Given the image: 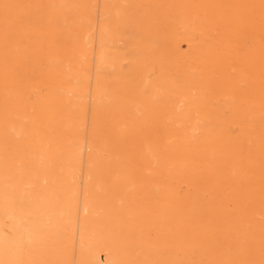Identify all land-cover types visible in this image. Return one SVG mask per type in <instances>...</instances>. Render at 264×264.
I'll return each instance as SVG.
<instances>
[{"label":"rangeland","instance_id":"rangeland-1","mask_svg":"<svg viewBox=\"0 0 264 264\" xmlns=\"http://www.w3.org/2000/svg\"><path fill=\"white\" fill-rule=\"evenodd\" d=\"M21 1V0H20ZM19 0H0V3H4L5 5H0V8H1V6H3V10H1L0 11V39H2L6 44H7V46H5L3 43V45L0 43V49H2V50H0V89H2L0 92H1V94L4 92V91H6V90H10V91H12V92H14V91H22V92H25V90L28 92V94H27V92H25L27 95H29L30 96V98L31 99H36L35 98V95L36 94H40V93H44L46 90H48L50 87H59V90H58V92L59 93H61L64 89H67V88H69V90L71 91V92H73V89L75 90V89H78V87H79V89L77 90V91H75V92H73V94L74 95H76L75 97H76V99L78 100V97H79V100L81 101V100H83L85 103H86V105H83V103H82V105H80V109H79V111L78 112H76V111H74V110H70V109H68L67 107H65L66 109L65 110H67V112H70V113H64L63 114V116L64 117H67V120H68V118L69 119H71L72 120V126L73 127H71L70 128V126H68L69 128H70V130L69 129H67V131H65L66 129H64V128H60L59 127V130H60V133H61V135H60V137L61 138H64L62 141L63 142H68V141H70V142H72L73 141V143H75L76 141V143H80L82 140H83V142H87V140H88V143H87V145H86V143H82L81 145L83 146L82 147V154H81V157H83V158H81V161H82V163L80 162V164L78 165V167L76 168V171H75V177L78 179V186H80V190L82 191L83 190V188H84V182H85V175H86V171H87V159L86 158H88V156H99V155H101V156H104L105 154L106 155H108L109 157V159H110V155H117L118 153H120L119 155H122V154H132L133 152H136V154H140V153H150L151 151H153L155 148V152L154 153H157V151L159 152L160 150L157 148V147H159V145H158V140H159V144H164V143H168V141H169V138H168V133H167V131L165 130V128L168 126V127H171V128H175L176 130H184L183 129V125H182V123H179V122H177V121H175V119H176V117L174 116V113H178L177 111H175L176 109V107L177 106H179V105H177L178 104V102L180 103V106H181V108H183V106L185 105V110H186V108L188 109V106L186 105L187 104V98H201V99H205V101L204 102H201V103H198V105H195V104H192V105H190L189 106V113L187 114V122L186 123H188L189 125H187V127L186 128H188V126L190 127V126H192L191 124H194V127L197 125L196 124V122H195V120H197V119H195V118H198V117H202V118H208L207 116H210L211 115V112H212V109L214 110L215 108V111L216 112H218L219 113V115H220V117H222L223 119H225L226 120V122L228 123L227 124V126H226V123H225V125L224 126H222V125H216V127H214L215 125H211L210 124V122L209 123H203V125H207V127L210 129H213V132H215V131H219L220 130V128H221V130H220V132L221 133H226V134H228L229 136H231V138L232 139H234V140H238V136H239V139L240 140H238V142H240V143H242L243 144V137H244V133H243V131H244V129H245V125H247V123L249 122H251L250 123V125H249V123H248V128H252V129H254V130H259V131H262V130H264V103L262 104L261 103V101H263L264 102V80H263V77H264V74L262 73V72H264L263 70H264V0H103V3H102V0H92V1H90V0H86V1H90V2H86L85 0H73V1H76V3L75 2H73L72 0H60V2H59V0H34V2H27V0L25 1V0H23V1H21L20 2ZM28 1H31V0H28ZM48 1H50V2H52V3H54V2H57V3H55L54 5H56V6H62L63 5V7H61V9H60V7H55L52 3V5H53V7H52V5L50 4V2H49V4H47L48 3ZM70 1H72V2H70ZM82 1V2H81ZM109 1H111V2H109ZM193 1H195V3L193 2ZM16 2L18 3V4H16ZM62 2V3H61ZM84 2V3H83ZM85 2H86V4L88 3V5H85ZM100 2V3H99ZM106 2H108V4H109V7H111L112 9H111V11H109L110 13H109V16H105V15H103V18H108L109 17V19H108V22H106L107 20L106 19H104L105 20V22H102L103 21V18H102V13L103 12H101L102 10H103V6L105 5V3ZM115 4V5H113V3ZM119 2V3H118ZM120 2H122V4L120 3ZM9 3H10V6H9ZM65 3H66V8L69 10H71L72 8H74L75 10H76V12L74 11V10H69L70 12L69 13H67L68 11L64 8V5H65ZM73 3H75V6H73L74 4ZM94 3V4H93ZM99 3V4H98ZM112 3V4H111ZM132 3V4H131ZM149 3V4H148ZM15 4H16V6H15ZM41 4V6L39 7V5ZM45 4V5H44ZM93 6H91V5ZM101 4V5H100ZM104 4V5H103ZM120 4V5H119ZM124 4V5H123ZM134 4V5H133ZM151 4H152V6H151ZM248 4V5H247ZM37 5H38V7H37ZM78 5H82V6H79V9H78ZM83 5L85 6V7H83ZM196 5V6H195ZM251 5V6H250ZM6 6V10L4 9V7ZM7 6H8V8H7ZM17 6H19V7H17ZM47 6H48V8H47ZM72 6V7H71ZM88 6V7H87ZM99 6V7H98ZM113 6V7H112ZM124 6H125V8H127V9H125L124 8ZM141 6H142V8H141ZM145 6V8H143ZM149 7V10L150 11H152L151 13H150V11L148 10V8L147 7ZM150 6L151 7H153V9L152 8H150ZM224 6V7H223ZM22 7V8H21ZM50 7H51V9H50ZM75 7H77V8H75ZM81 7H83L85 10H83V9H81ZM91 7H92V9H91ZM115 7V8H114ZM130 7V9L128 10V8ZM251 7H252V9H251ZM21 8V9H20ZM25 8L27 9V8H29L30 10H25ZM38 10H37V9ZM87 8H89V9H87ZM94 8V9H93ZM97 8H98V12H97ZM224 8V9H223ZM2 9V8H1ZM49 9L51 10V12L54 14V12L55 11H58V13L57 14H59V16H57V15H54V16H52L53 14L51 13V15H48V14H50V12H49ZM78 9V10H77ZM87 9V10H86ZM100 9H102L101 11H100ZM113 9H117L118 11L119 10H121L119 13H121L120 15H116V20L114 19L115 18V12L117 11V10H113ZM125 9V10H124ZM147 9V10H146ZM12 10H13V12H12ZM32 10V11H31ZM66 12H65V11ZM95 12V14L92 12ZM124 10V11H123ZM251 10V11H250ZM3 11L5 12V14L3 13ZM27 11V12H26ZM33 13H31V12ZM87 11H88V15H87ZM90 11V12H89ZM127 11V12H126ZM1 12L3 13V14H1ZM11 12V13H10ZM24 12V13H23ZM35 12V13H34ZM72 12V13H71ZM84 13L88 18H85V17H83V15L84 14H80V15H82V16H80V18L82 17V19H80V20H84V21H88V22H78L77 20H79L78 19V13ZM92 12V13H91ZM126 12V13H125ZM226 12V13H225ZM12 13H16L17 14V16L15 17V16H11V15H16V14H12ZM98 13V14H97ZM99 13H101L100 15H99ZM119 13H117V14H119ZM125 13V14H124ZM129 13H130V15H129ZM139 13V14H138ZM32 14V15H31ZM36 14V15H35ZM63 16H62V15ZM78 14V15H77ZM90 14L91 15H95V16H90ZM33 15H35V16H33ZM74 15V16H73ZM209 15H211V16H209ZM254 15V16H253ZM47 16V17H46ZM51 16V17H50ZM70 17V16H72V17H70V18H68V17ZM1 17H3V18H1ZM12 17H14V18H12ZM29 17H31V18H29ZM37 17H40V18H37ZM48 17H49V19H48ZM62 17V18H61ZM67 17V19H65ZM97 17H100V18H97ZM111 17V18H110ZM157 17H159V18H157ZM199 17V18H198ZM201 17V18H200ZM218 17V18H217ZM23 18V19H22ZM35 18H37V19H40V20H37V19H35ZM53 20L54 18L57 20V21H50L51 19ZM102 18V19H101ZM10 19V20H9ZM14 20V22H13V20ZM17 19V20H16ZM22 19V20H21ZM30 19H32V21H30ZM36 20L37 22H34V24H33V26L32 25H30L31 23L30 22H33V20ZM69 19H70V22H69V25L71 24V22H74L76 25H74V23L73 24H71V26H69V25H67L68 24V21H69ZM71 19H72V21H71ZM130 19V20H129ZM212 19V20H211ZM217 20V21H215V20ZM8 20H9V22H8ZM18 20H20L19 21V23H20V25H22V26H20L19 25V23L17 24V22H18ZM27 20H29V21H27ZM34 20V21H35ZM66 20V21H65ZM79 20V21H80ZM101 20V21H100ZM120 20H121V23H120ZM260 20V21H259ZM6 21V22H5ZM27 23H26V22ZM40 21V23H38ZM97 21V22H96ZM117 21V22H116ZM158 21V22H157ZM51 22H55V24L58 26H56L55 24H54V27H52L53 26V23H52V25L51 24H49V23H51ZM59 22V23H58ZM62 22H64V23H62ZM99 22V23H98ZM114 22H115V24H114ZM196 22V23H195ZM202 22V23H201ZM16 25H18V26H16ZM30 23V24H29ZM77 23H81V24H84L85 25V28H84V26L83 25H81V27H80V24H79V26H78V24ZM104 23H105V25H104ZM107 23H108V25H107ZM140 23V24H139ZM217 23H221V24H217ZM28 24H29V26H31V27H29L28 26ZM39 24V25H38ZM46 24V25H45ZM89 24H92V25H89ZM112 24V25H111ZM117 24V26H119L120 27V29H121V31H120V29H117V28H119V27H117V26H115ZM139 24V25H138ZM181 24H184V26H182ZM193 24V25H192ZM199 24H201V25H199ZM38 25V26H37ZM50 25V26H49ZM62 25V26H61ZM102 25L105 27V29H106V36H108L107 38L108 39H105V36L104 35H102L101 34V36L102 37H104V38H102V41H101V43L103 42L104 43V46H103V43H102V46L104 47V48H107V46H108V48L107 49H105L104 51L106 52V51H110V48H111V51L108 53V52H106V55H107V59L109 58V61L110 62H112L111 60H113V62H117V61H119V62H117V64L115 63V65H116V68H115V65H109V66H114V67H112L111 69L109 68V66L107 67V66H105V67H107L106 69H104V68H102V70H98L97 69V63H96V61H95V56L97 55V52H98V48L97 47H99V46H97L96 45V43H97V41H95V40H97L96 38H97V35H96V38L95 37H93L92 38V40L90 41L91 43H92V45H91V43H90V46L91 47H84V45L83 44H81V42L79 43L78 41H80V39L79 38H81L82 37V34L84 35L86 32H90V30L88 29L87 31H86V29L87 28H89V27H93L94 28V30H95V32H98L101 28H103L102 27ZM107 25V26H106ZM110 25V26H109ZM115 27H114V26ZM124 25V26H123ZM162 25V26H161ZM207 25H208V27H207ZM216 25V26H215ZM35 26H37V27H35ZM46 26H48V28L46 27ZM65 26V27H64ZM98 26V27H97ZM100 26V27H99ZM185 26L187 27V28H185ZM220 26H222V27H220ZM12 27V28H11ZM21 27H23L22 28V31H21ZM40 27H41V30H40ZM47 29H49V30H47ZM52 27V28H51ZM61 28V29H58L57 30V28ZM69 27H71V28H69ZM78 27L79 29L81 28V30L79 31L78 30V28H77V30H78V32H80V34L78 33V32H76L77 30H76V28ZM87 27V28H86ZM117 27V28H116ZM225 27V28H224ZM38 28V30H39V32L36 30ZM46 29V32L47 33H45L44 34V32H45V29ZM84 28V29H83ZM100 28V29H99ZM109 28V29H108ZM188 28H192V29H188ZM221 30H220V29ZM223 28V29H222ZM249 28V29H248ZM2 29V30H1ZM6 29V30H5ZM10 29V30H9ZM34 29V30H33ZM70 29V30H69ZM71 29H75V30H71ZM83 29V30H82ZM104 29V28H103ZM104 29V30H105ZM111 29V30H110ZM224 29H226V31H224ZM3 30H5V31H3ZM69 30V31H68ZM119 31V32H117V31ZM161 30H163V31H161ZM178 30V31H177ZM207 30V31H206ZM7 31V32H6ZM16 31H18V33L19 34H16V35H14V32H16ZM33 31V32H32ZM75 31V32H74ZM82 31V32H81ZM214 32V34L212 33V32ZM219 31H220V33H219ZM236 31V32H235ZM1 32H4V33H1ZM38 32V33H37ZM41 32H42V34H41ZM65 32V33H64ZM114 34H113V33ZM117 32V33H116ZM139 32V33H138ZM179 32V33H178ZM181 32V33H180ZM196 32V33H195ZM198 32H200V34H201V41L200 42H202V41H204V43H202V46L204 45V46H208L210 43H213V42H215V43H217L218 45L217 46H215V48L213 47V49L211 50V51H209L208 53H205L204 54V49L205 48H203V49H200V48H198V46H196L197 44H198V41L196 40L197 39V33ZM209 33V34H211L210 36H209V34H206V33ZM225 32V33H224ZM239 32V33H238ZM248 32H251V33H248ZM254 32V33H253ZM262 32V33H261ZM9 35H8V34ZM34 33V34H33ZM62 33H64V34H62ZM121 33L122 34H125L124 36V40L122 39L123 37H121V36H123V35H121ZM159 33V34H158ZM176 33H177V35H176ZM186 33V34H185ZM217 33V34H216ZM219 33V34H218ZM224 33V34H223ZM253 33V34H252ZM260 33L262 34V35H260ZM4 34V35H3ZM28 34H32V35H27ZM35 34H37V35H35ZM68 34H70V35H68ZM113 34V35H112ZM117 34H120V35H117ZM162 34H165V35H162ZM243 34V35H242ZM255 34V35H254ZM5 35H6V38H4L5 37ZM42 35H43V37H44V35H45V38H43L42 37ZM47 35H48V37H47ZM61 35H62V37H61ZM72 35V36H71ZM153 35H154V37H153ZM165 36V38L163 39L162 38V36ZM175 35L177 36V38L175 37ZM195 35V36H194ZM213 35H214V37H213ZM222 35V36H221ZM227 35V36H226ZM252 35H254V36H252ZM2 36H3V38H2ZM20 36V37H19ZM23 38H22V37ZM65 36L66 37H68V38H66L68 41H73V39H74V41L75 42H78V43H76L75 44V42L73 41V43L71 44V43H68V42H65L66 41V39H65ZM78 36V37H77ZM101 36H99V39H101ZM116 36V37H115ZM117 36H119V37H117ZM127 36V37H126ZM129 36H131V37H129ZM136 36V37H135ZM155 36H156V38H155ZM159 36V37H158ZM182 36H184L185 38V40L183 39V40H181L180 39V37H182ZM210 38H209V37ZM259 36H260V38H262V39H260L259 38ZM18 37H19V39H18ZM111 39H110V38ZM134 37V38H133ZM161 37V38H160ZM168 37V38H167ZM176 39H175V38ZM207 37V38H206ZM229 37V38H228ZM57 38H59L58 40H56ZM71 38H73V39H71ZM77 38V41L75 40ZM127 38H128V41H127ZM129 38H132V39H134L135 40V43H134V40H132V39H129ZM152 38V39H151ZM171 38V39H170ZM207 40H206V39ZM214 38V39H213ZM218 38V39H217ZM219 38H222L221 40H222V42H221V40L220 41H218L219 40ZM224 38H225V40H229V41H231V42H229L228 41V43L227 42H224L225 40H224ZM227 38V39H226ZM253 38V39H252ZM21 39V40H20ZM23 39V40H22ZM43 41H42V40ZM79 39V40H78ZM110 39V40H109ZM122 39V40H121ZM138 39V40H137ZM141 39V40H140ZM159 39H162V40H159ZM167 39H170V40H168L167 41ZM230 39H232V40H230ZM17 40H19V41H17ZM31 41L30 43H29V41ZM46 40H49V41H46ZM56 40V41H55ZM65 40V41H64ZM121 40V41H120ZM141 41V43H140V41ZM151 40H153L152 42H151ZM166 40V41H165ZM175 40V41H174ZM177 40V41H176ZM205 40L208 42H205ZM261 40V41H260ZM17 41V42H16ZM26 43H25V42ZM62 41H64V42H62ZM106 41V42H105ZM114 41V42H113ZM137 41V42H136ZM178 41H180V43L178 42ZM211 41V42H210ZM213 41V42H212ZM216 41H218V42H216ZM248 41V42H247ZM16 42V43H15ZM42 42H45L44 44L42 43ZM51 42V43H50ZM62 42V43H61ZM118 42V43H117ZM145 42H146V45H145ZM151 42V44H152V47H151V44H149ZM165 42H167V43H165ZM188 42V43H187ZM55 43V45H57L58 44V46L59 45H62L61 47L59 46H55V45H53ZM93 43H95V46H94V44ZM120 43V44H119ZM153 43H154V45L155 46H153ZM169 43V45L171 46V48H170V46L169 45H166V44H168ZM179 43V44H178ZM186 43V44H185ZM189 43H190V45H189ZM196 43V45H194ZM221 43V45H222V43L224 44V45H219ZM233 43H236V45L238 44L239 46H236V45H231V44H233ZM251 43V44H250ZM15 44H16V46H15ZM18 44V45H17ZM21 46H20V45ZM26 44H28L29 46H32V47H30L29 48V46L28 45H26ZM48 44L50 45V47L48 46ZM78 44V45H77ZM134 44V45H133ZM149 44V45H148ZM188 44V45H187ZM225 44H228V45H225ZM76 45V46H75ZM101 45V44H100ZM106 45V46H105ZM111 45V46H110ZM130 45V46H129ZM133 45V46H132ZM140 45L142 46V45H144V46H142V47H140ZM229 45L231 46V47H229ZM13 46H15V48H16V51H14V48H13ZM26 46V47H25ZM42 46H43V48H42ZM94 46V47H93ZM132 46V47H131ZM147 46V47H146ZM167 46V47H166ZM177 46V47H176ZM5 47V48H4ZM22 47H25V50L22 48ZM28 47V48H27ZM58 47V48H57ZM115 47V48H114ZM120 47V48H119ZM128 48V50H127V48ZM138 49H136V48ZM146 47V49H144ZM157 49H156V48ZM162 47V48H161ZM164 47H166L165 48V52L163 51L162 52V50H163V48ZM232 47H233V49H232ZM45 48V49H44ZM48 48V49H47ZM57 48V49H56ZM61 48V50H58V49H60ZM73 48V49H72ZM75 48V49H74ZM86 48V49H85ZM89 48H91V49H89ZM94 50H93V49ZM95 48H96V50H95ZM134 48H135V50H134ZM148 48H150V49H148ZM154 50H152V49ZM176 48H178V50L176 51L175 49ZM182 48V49H181ZM227 48V49H226ZM12 50V51H10V50ZM28 49H30V50H28ZM63 49V50H62ZM77 49H80L81 50V52L84 54H88L89 55V53L91 54V55H89V56H91V57H89L88 59H89V61H87V60H84V63H83V61H82V59H80L79 57H78V55L77 56H75V51L77 50ZM87 49H89V51H87ZM116 49V50H115ZM148 49V50H147ZM162 49V50H161ZM167 49V50H166ZM186 49V50H185ZM217 51H216V50ZM219 49V50H218ZM223 49V50H222ZM236 49H238V50H236ZM43 50V51H42ZM45 50H47V52L45 51ZM49 50V51H48ZM60 51V55L59 56H57L56 54H59V52H56V51ZM75 50V51H74ZM86 50V51H85ZM93 50V51H92ZM117 50H119L118 51V54H117ZM131 50V51H130ZM143 50H144V52H143ZM169 50H170V52H169ZM171 50H173L172 52H171ZM175 50V51H174ZM183 50H185L186 52H184L185 54H182L183 52ZM214 50V52H212ZM226 51V52H223V51ZM236 50V51H235ZM10 51V52H9ZM19 51V52H18ZM24 51V52H23ZM121 51H123V52H121ZM128 51V52H127ZM161 51V52H160ZM220 51V52H219ZM222 51V52H221ZM232 53H231V52ZM234 51V52H233ZM26 52V53H25ZM46 52V53H45ZM66 52V53H65ZM71 52L73 53V54H71ZM166 52H167V54H166ZM182 52V53H181ZM198 52L200 53V54H198ZM215 52H217V54L215 53ZM173 53H175V55L173 54ZM28 55V56H26V55ZM43 54H44V57H42L43 56ZM61 54H63V55H61ZM96 54V55H95ZM158 54V55H157ZM166 54V55H165ZM169 54L172 56L171 58H170V56H169ZM186 54L187 55H189V57L190 56H193L194 58L192 59V58H187V56H186ZM52 55H53V57H52ZM54 55H56V56H54ZM65 55H68L67 57H65ZM73 55V56H72ZM87 55V56H88ZM118 55V57H116ZM149 55V56H148ZM155 55V56H154ZM164 55V56H163ZM11 56V57H10ZM71 56H72V58H71ZM143 56H145V57H143ZM153 56H154V58H153ZM158 56H160L161 57V59H160V57H158ZM26 57V58H25ZM56 57H58V59H55ZM135 57H136V59H135ZM138 57H143L142 59L141 58H139L138 59ZM149 57V58H148ZM152 57V58H151ZM163 57V58H162ZM174 57V58H173ZM196 57V58H195ZM232 57V58H231ZM238 57V58H237ZM32 58V59H31ZM44 58V59H43ZM49 58H53V59H50L49 60ZM60 58H61V63H60ZM66 58V60H64ZM79 60H78V59ZM93 58V59H92ZM134 58V59H133ZM147 58V59H146ZM175 58H176V60H175ZM237 60H236V59ZM250 58H251V61H250ZM120 59V60H119ZM130 59H131V61H130ZM140 59H141V61H143L144 62V60L146 59V61L144 62V64H143V62H140ZM150 59H152V60H150ZM163 59V60H162ZM172 59H174V60H172ZM186 59L188 60V61H186ZM190 59H192V60H190ZM196 59V60H195ZM198 59V60H197ZM6 62H8V63H10V64H8V63H6L7 64V66H6V64H5V61ZM82 61V63H81V61ZM91 60L94 62V64H93V62H91ZM138 60V61H137ZM206 60H208V61H206ZM42 61H44V62H42ZM49 61H51V62H49ZM57 61V62H56ZM174 63H173V62ZM194 61V62H193ZM198 61V62H197ZM204 61H205V63H204ZM225 61V62H224ZM231 63H230V62ZM236 61V62H235ZM31 62V63H30ZM131 62V63H130ZM139 62V64H137ZM171 62V63H170ZM189 62H192V63H189ZM37 63H38V65H37ZM45 63V64H44ZM51 63H53V64H51ZM127 63V64H126ZM143 65H142V64ZM225 63H229L230 65H226ZM240 63H242L241 65H240ZM42 64V65H41ZM93 64V65H92ZM141 64V65H140ZM146 64V65H145ZM174 64V65H173ZM187 64V65H186ZM202 64V65H201ZM204 64V65H203ZM208 64V65H207ZM239 65V67H238V65ZM34 65V66H33ZM39 65H41V66H39ZM66 65H68V67H66ZM86 65H89V67H87ZM135 65V66H134ZM138 67H137V66ZM161 65H162V67H161ZM172 65V66H171ZM188 65H189V67H188ZM226 65V66H225ZM50 66V68H48ZM72 67V69H71V67ZM132 66V67H131ZM134 66V67H133ZM146 66V67H145ZM160 66V67H159ZM173 66L175 67V68H173ZM185 66V67H184ZM190 66H192L191 68H190ZM196 66H198V67H196ZM208 66H210V70H209V67ZM251 68H250V67ZM257 66V68H254V67H256ZM57 67V68H56ZM60 67V69H59V72H62V73H58V77L57 78H54L53 76H51L52 75V72L54 71V72H56V70H58V68ZM61 67H63V68H61ZM74 67V68H73ZM93 67V68H92ZM131 69H130V68ZM143 67H145V68H143ZM152 67H154V69L152 68ZM158 67V68H157ZM200 67V68H199ZM204 67V68H203ZM228 68V70H226L227 68ZM242 67V68H241ZM43 68V69H42ZM70 68V69H69ZM77 68V69H76ZM87 68V69H86ZM89 68V69H88ZM114 68V69H113ZM119 68H121V70L119 69ZM137 69L136 71L137 72H133V70L132 69ZM149 68H151V69H149ZM155 68H156V70H155ZM162 70V71H159L160 69ZM164 68H165V70H164ZM168 68H170V69H168ZM176 68H177V70H176ZM67 69L69 70L68 72L70 73L71 72V74H69V73H67ZM83 69H86L85 70V73H84V70ZM92 70V71H88V70ZM119 69V70H118ZM126 69H127V71H126ZM134 69V70H135ZM145 69V70H144ZM149 69V70H148ZM173 69H174V71H175V73H174V71H173ZM187 69H190V71L189 70H187ZM222 69H224L225 70V72L222 70ZM232 71V74L230 75H228V73H229V71L230 70ZM234 69V70H233ZM39 70V72L38 73H36L37 71ZM43 72H42V71ZM53 70V71H52ZM63 70V71H62ZM71 70V71H70ZM107 70L109 71V70H112V72L110 71L109 73L107 72ZM113 70H114V72H113ZM124 72H123V71ZM141 70V71H140ZM149 71V72H146V71ZM168 70H170V71H168ZM260 70H262V72L260 71ZM98 71H100L99 73L102 75V77H103V79L102 78H100L101 77V75L99 76L98 75V72L96 73V72ZM122 71V72H121ZM129 71V72H128ZM152 71V72H151ZM168 71V72H167ZM222 71V72H221ZM245 71H249L248 73L247 72H245ZM33 72H34V74H33ZM46 72V73H45ZM49 74H48V73ZM83 72V74L81 75V73ZM91 72V73H90ZM170 72H172V73H170ZM189 72V73H188ZM191 72H193V73H191ZM209 72V73H208ZM66 73V74H65ZM96 73V74H95ZM105 73V74H104ZM145 73V74H144ZM167 73V74H166ZM184 73V74H183ZM210 73H212V75H210ZM217 73V74H216ZM218 73H222V74H218ZM242 75H241V74ZM252 73V74H251ZM259 73H261V74H259ZM37 74V75H36ZM68 74V75H67ZM75 74H80L82 77H80V75L78 76L79 77V79H77L78 77H77V75H76V77L75 76H73V75H75ZM95 74V75H94ZM108 75V77H107V75ZM156 74H159V75H156ZM168 74H170V75H168ZM198 74V75H197ZM228 76H227V75ZM71 75H72V77H71ZM83 75H84V77H83ZM85 75H86V78H85ZM106 75V76H105ZM146 75H148V76H146ZM180 75V76H179ZM215 75V76H214ZM225 75L227 76V77H225ZM235 75H236V77H237V75H238V77L240 78V79H242L240 82H238L237 80H238V77L236 78L235 77ZM35 76V77H34ZM42 76V77H41ZM93 76V77H92ZM95 76V77H94ZM116 76H117V78H116ZM121 76V77H120ZM122 76H123V78H122ZM146 76V78H143V77H145ZM169 76H171V77H169ZM185 76V77H184ZM213 76V77H212ZM242 76H244V77H242ZM251 76H252V78H251ZM33 77V78H32ZM37 77V78H36ZM41 77V78H40ZM67 77L69 78V79H67ZM92 77V78H91ZM96 77L97 78H99V81L98 82H101L100 84L99 83H95L96 82V80H93V79H96ZM112 77V78H111ZM125 77V78H124ZM133 77H135V78H133ZM168 77V78H167ZM200 77V78H199ZM205 79H204V78ZM217 77V78H216ZM245 77H246V79H245ZM260 77V78H259ZM2 78V79H1ZM4 78V79H3ZM19 78H21V79H19ZM59 78V79H58ZM82 78V79H81ZM84 78H85V80H89L87 83H86V81H84ZM139 78H140V80H139ZM163 78H165V79H163ZM171 78V79H170ZM196 78H198V80L196 79ZM203 78V80H201ZM209 78H211L213 81L215 80V83H213L211 80H209ZM42 79V80H41ZM75 79V80H74ZM94 81L93 83L91 82L92 80ZM105 79V80H104ZM143 79H146V81L145 80H143ZM167 79V80H166ZM218 81H217V80ZM260 79H262L261 81H260ZM20 80H24L23 82L21 81V83H19L20 82ZM41 80V81H40ZM47 80H49L50 82H48ZM59 80H61V81H59ZM68 80H72V81H68ZM107 80V81H106ZM119 82V86H117V81ZM128 80V81H127ZM138 81L137 83L135 82V81ZM176 80H177V83H180V84H175L176 83ZM188 80V81H187ZM207 80V81H206ZM211 81L213 84H211V82L210 83H208L209 81ZM251 80V81H250ZM2 81V82H1ZM6 81V82H5ZM29 81V82H28ZM56 81H58V82H56ZM67 81L69 82V84L67 83ZM109 81V84L107 83ZM120 81H122V84L120 83ZM125 81V82H124ZM139 81H144V83L143 82H139ZM172 81H173V83H172ZM181 81V82H180ZM198 81H200V82H198ZM202 81L204 82V84H202ZM9 82H13L12 84L11 83H9ZM17 82H18V84H17ZM39 82V83H38ZM48 82V83H47ZM67 83V85L66 84H64V83ZM113 82V83H112ZM117 82V83H116ZM130 82V83H129ZM145 82H146V84H145ZM206 82V83H205ZM219 82H221L223 85H222V88H221V85L220 86H218V84H219ZM230 82V83H229ZM234 82H236V84L238 85V83H241V85L242 84H245V85H243V86H241V85H238L239 87H236L237 85L234 83ZM258 84V85H256V83ZM28 85H27V84ZM79 83V84H78ZM85 86V87H82L83 85ZM89 83H91V85L89 84ZM96 84L97 85V87H90V86H93V84ZM152 83H153V85H152ZM208 83V84H207ZM249 83H251V84H249ZM17 84V85H16ZM19 84H20V86H19ZM61 84V85H60ZM74 84V85H73ZM81 84V85H80ZM86 84V85H85ZM114 84V85H113ZM144 84V86H142ZM175 84V85H174ZM199 84V85H198ZM225 84H227V85H225ZM247 84V85H246ZM4 85V86H3ZM8 85V86H7ZM35 85H36V87H35ZM39 85L41 86V87H39ZM50 87H49V86ZM80 85V86H79ZM87 85H88V87H87ZM90 85V86H89ZM105 85H106V87L107 88H104V89H106V90H108V91H114L115 90V92L117 93V94H119L120 93V88H125V90L127 91V93H128V96H130L131 97V95L132 96H137L138 94H140V95H142V97L144 98V101L146 102V104H145V106H144V109H146V112L145 113H143V111L141 110V109H139L140 111H142L141 112V114H142V116L141 117H139L137 120H138V122H140V126L141 127H136V130H137V132H136V130H135V127L131 130L132 132H130V131H128V132H126V134L124 133V137H123V135L119 138H117L120 142H118L117 143V139H116V135H115V133H111V131H109L110 129H111V126L114 124V122H113V120L112 119H109V116H112V114H110V113H106L104 110L102 111L100 108H97L96 109V106L99 104L98 103V101H96L97 100V98H96V96H94L95 95V93H96V90H95V88L97 89V90H100V91H102V89H100V88H103V87H105ZM108 85V86H107ZM110 85V86H109ZM125 85H127V86H125ZM152 85V86H151ZM200 85H201V87H202V89H200L201 87H200ZM216 85V86H215ZM229 85V86H228ZM233 85V88H231V89H229L231 86ZM9 86H11V88H9ZM13 86V87H12ZM46 88H44V87ZM62 86H64L65 88L62 90ZM209 86V87H208ZM234 86L236 87L235 89H234ZM241 86V87H240ZM2 87V88H1ZM4 87V88H3ZM6 87V88H5ZM25 87H28V88H25ZM37 88L38 89V91H35V90H37V89H33V88ZM72 87V88H71ZM74 87V88H73ZM109 87V88H108ZM116 87L117 88H119V89H116ZM127 87H129L130 88V92H128L129 91V89L127 88ZM214 87H217L216 89H213ZM245 87V88H244ZM249 87V88H248ZM39 88H40V90H39ZM48 88V89H47ZM83 88V89H82ZM84 88H86V89H84ZM194 90H193V89ZM218 88H220V89H218ZM238 88V89H237ZM248 88V89H247ZM14 89V90H13ZM20 89H22V90H20ZM90 89V90H89ZM92 89H93V95H92ZM192 89V90H191ZM196 89H199V90H196ZM227 89H228V91H227ZM232 89H233V91L235 92V94L236 93H238V95L236 94L231 100L232 101H230V100H228L229 98H227V96L228 95H230L229 93H230V90L232 91ZM32 90V91H31ZM60 90H61V92H60ZM95 90V91H94ZM221 90V92L219 93H217V92H215V91H220ZM224 90V92H223V94H222V91ZM238 90V91H237ZM247 90V91H246ZM34 91V92H33ZM91 91V92H90ZM193 91V92H192ZM228 93V95H224V93L225 94H227L226 92ZM231 92V93H234V92ZM36 92V93H35ZM114 92V93H115ZM190 92H192V93H190ZM203 92V93H202ZM210 92V93H209ZM212 92V93H211ZM246 92H249V93H246ZM19 93V92H18ZM76 93V94H75ZM131 93V94H130ZM161 93V94H160ZM202 93V94H201ZM205 93V94H204ZM217 93V94H216ZM245 93H246V95H245ZM258 93V94H257ZM205 95V98H204V95ZM221 94V95H220ZM241 94H244V95H241ZM248 94H249V96H248ZM84 95V96H83ZM152 95L154 96V98L152 97ZM198 95H200V96H198ZM208 95V96H207ZM219 95V96H218ZM255 95H257V96H255ZM1 96V95H0ZM149 96V97H148ZM214 96V97H213ZM222 96V97H221ZM226 96V97H225ZM245 96V97H244ZM81 97V98H80ZM84 97V98H83ZM89 97V98H88ZM152 97V99H150ZM172 97V98H171ZM174 97H175V99H174ZM182 97V98H181ZM253 98L252 100H250V98ZM255 97V98H254ZM148 98V99H147ZM180 98L181 99H183V100H180ZM210 98H212V99H210ZM213 98H215V99H213ZM226 98V99H225ZM86 99V100H85ZM89 99H90V101L91 100H93V101H89ZM131 99H132V97H131ZM209 99L211 100V101H209ZM224 99V100H223ZM186 100V101H185ZM202 100V101H203ZM213 100H215L216 102L214 103L213 102ZM227 100V101H226ZM256 100V104L254 103V101ZM33 101H36V100H33ZM87 101H89V102H87ZM223 101H224V103H223ZM236 101V102H235ZM258 101H260V102H258ZM4 103V99H1L0 98V108L2 109L5 105H1V104H3ZM212 102H213V104H212ZM79 103V102H78ZM88 103H89V105L90 106H88ZM241 103H243L242 105H240ZM5 104V103H4ZM96 106H95V105ZM149 104V105H148ZM212 104V105H211ZM246 104V107L244 106ZM94 105V106H93ZM169 105L172 107V108H174V109H172L171 107H169ZM177 105V106H176ZM207 105H209V107L207 106ZM237 106V105H240L241 107H239V106H237V107H234V106ZM83 106H85L83 109H85V110H82V111H80L81 110V108L83 107ZM92 106L95 108V111H94V108H92ZM99 106V105H98ZM187 106V107H186ZM204 106V107H203ZM207 106V108H208V110H207V108H205ZM220 106H222V107H220ZM229 106V107H228ZM249 106H251V107H249ZM259 106V107H258ZM260 106H262V107H260ZM91 109H90V108ZM153 107H155V108H153ZM169 107V108H168ZM231 107H234V108H231ZM150 108V109H149ZM211 108V109H210ZM228 108L230 109V110H228ZM249 108V109H248ZM254 108V109H253ZM127 109L128 110H126L125 108L124 109H122V110H124V111H129V113L131 112L130 111V108L129 107H127ZM151 109H155V110H151ZM172 109V110H171ZM204 109H205V111H204ZM221 109V110H220ZM226 109L229 111V112H227L226 111ZM164 111V113L162 112V111ZM191 110V111H190ZM207 114L206 116H205V114H202V112L203 111ZM251 110V111H250ZM71 111H72V113H71ZM85 111H86V113H85ZM99 113H98V112ZM132 111H134L133 109H132ZM155 113H154V112ZM160 111V112H159ZM243 111V112H242ZM249 111V112H248ZM66 112V111H65ZM75 112V113H74ZM90 112H92V114L93 115H90L91 113ZM168 112H170V113H168ZM203 112V113H204ZM224 112V113H223ZM83 113H85L84 115H86V116H82V114ZM88 113V114H87ZM101 113V114H100ZM103 113H105L104 115H103V117H101L100 118V115H102ZM125 113V115H127L128 114V112H124ZM127 113V114H126ZM162 113V114H161ZM171 113H173V114H171ZM222 113H223V115H222ZM245 113H246V115H245ZM249 113V114H248ZM78 114H80L81 116H80V118L82 119V120H80L79 121V119L77 118L76 119V117H79V115ZM98 114H99V116H98ZM107 114V115H106ZM169 114H171V115H169ZM179 114V113H178ZM182 114V113H181ZM180 114V115H181ZM233 114V115H232ZM248 114V115H247ZM258 114V115H257ZM66 115V116H65ZM69 115V116H68ZM71 115H73L74 117H75V115H76V117L74 118V117H72ZM109 115V116H108ZM163 115V116H162ZM229 115V116H228ZM244 115V116H243ZM249 115H251V116H249ZM262 115V117H260V116ZM98 116V117H97ZM107 116H108V118H107ZM167 116H169L168 118H167ZM172 116H174V117H172ZM204 116V117H203ZM226 116V117H225ZM228 116V117H227ZM239 116H241V117H239ZM87 117V118H86ZM93 117V118H92ZM129 117V116H128ZM148 117H151V119H153V120H151V119H148V121L150 120V121H152V124H155V123H159V126H160V128L159 127H157L156 125L157 124H155V125H152V124H150L148 121H146V123L143 121V118L144 119H146V118H148ZM230 117V118H229ZM238 117V118H237ZM106 118V121L104 120ZM126 118V122H129V123H126L125 121V124L126 125H130L131 124V121H132V119L130 120V117L129 118H127V117H125ZM74 119V120H73ZM83 119H84V121H83ZM93 119H94V121L96 120V122L98 121H100L101 123L103 122V121H105V123H102L101 125H103L104 124V127L106 126H109V128H107L106 129V127L105 128H103V126H101L100 125V123L98 124V125H100V127L101 128H103V129H101L100 127H98V125H97V123H94V121H93ZM99 119H101V120H99ZM108 119V120H107ZM116 119V118H115ZM170 119V120H169ZM232 119V120H231ZM250 119V120H249ZM77 120H78V122H77ZM111 120V122H109ZM147 120V119H146ZM163 120V121H162ZM231 120V121H230ZM248 121V122H245V121ZM252 120V121H251ZM93 122V124L91 123V122ZM142 121V122H141ZM155 121V122H154ZM161 123H160V122ZM77 122V123H76ZM111 124V125H108L109 123ZM163 122V123H162ZM166 122V123H165ZM195 122V123H194ZM73 123H75V124H73ZM143 123H145V124H143ZM179 125H178V124ZM92 124V125H91ZM133 124V123H132ZM132 124H131V126H132ZM143 124V125H142ZM167 124V125H166ZM222 124H224V121L222 122ZM245 124V125H244ZM254 124H256L255 126H254ZM258 124H260V125H258ZM56 126V127H58L59 126V124L56 122L55 123V121H52L51 123H50V126ZM83 125V126H82ZM89 125H91L92 127L90 128V126ZM145 125V126H144ZM174 125H175V127H174ZM181 125V126H180ZM60 126H62V125H60ZM79 126H82V127H79ZM123 126V125H122ZM122 126H119L117 129L118 130H120V129H122L123 127ZM213 126V127H212ZM234 126V127H233ZM238 126V127H237ZM254 126V127H253ZM74 127H76V128H74ZM122 127V128H121ZM153 127H155V128H153ZM78 128H80L79 130H78ZM83 128V129H82ZM148 129V131L147 130H145V129ZM157 128V129H156ZM215 128V129H214ZM262 128V129H261ZM64 129V130H63ZM116 129V131H118ZM139 129H141L140 131H138ZM142 129H143V131H142ZM225 129V131H223ZM230 129V130H229ZM235 129V130H234ZM69 130V131H68ZM76 130H77V132H76ZM145 130V131H144ZM156 130H158V131H156ZM228 130V131H227ZM71 131H73L72 133H70ZM84 131V132H83ZM86 131V132H85ZM103 131V132H102ZM149 132V131H151L152 133H153V131H156L155 132V134H154V136H151V132H149V133H147V132ZM223 131V132H222ZM76 132V133H75ZM136 132V133H135ZM139 132H140V134L141 135H139ZM146 132V133H145ZM159 134H158V133ZM228 132V133H227ZM111 133V134H110ZM134 133H135V135H134ZM69 136H68V135ZM71 134H72V136H71ZM80 134V135H79ZM105 134H107L106 136V138H105V140H104V146L106 145V149H105V147H103L102 146V148H103V150H105V151H100L102 148L100 147L101 145H102V143L100 142L101 141V139H102V137L104 136ZM145 134V136H142V135H144ZM146 134H149L148 136H146ZM156 134H158V135H160L161 134V136H158L157 135V137H160V139L159 138H157L156 137ZM64 135H66V136H68V138L66 137V136H64ZM99 135V136H98ZM103 135V136H102ZM110 135V136H109ZM115 135V136H114ZM129 135H133L132 137H134V138H136V140H134V138H132L131 136H129ZM153 135V134H152ZM81 136V137H80ZM86 137V140H85V137ZM128 136V137H127ZM166 136H167V138H166ZM79 137V138H78ZM82 137H84L83 139H82ZM98 138V140H97V138ZM100 137V138H99ZM137 137L138 138H140L141 137V139H137ZM155 137V138H154ZM162 137V138H161ZM240 137H242V138H240ZM5 138V137H4ZM16 139H19V138H17V137H15ZM76 138H78V140H76ZM126 138V139H125ZM128 138V139H127ZM131 138V139H130ZM142 138H143V142L142 143H144L143 144V146L141 145L142 143H141V140H142ZM146 138V139H145ZM154 138V139H153ZM73 139V140H72ZM75 139V140H74ZM112 139V140H111ZM116 139V140H115ZM149 139H151V141L149 140ZM157 139V140H156ZM5 140H6V142H10L11 140L8 138V139H2V141H3V143L5 142ZM19 140H21V139H19ZM80 140V141H79ZM92 140V141H91ZM109 140H111V141H109ZM145 140H147V141H145ZM75 141V142H74ZM92 142V144H94V145H96V146H94V145H92L91 144V142ZM96 142V144H95V142ZM112 141H115V142H112ZM138 142V143H134V142ZM5 142V143H6ZM99 142V143H98ZM131 142H133V143H131ZM147 142V143H146ZM154 142V143H153ZM89 143L91 144V145H89ZM116 143V144H115ZM97 144H98V146H97ZM110 144V145H109ZM128 144H129V146H128ZM134 145V146H136L135 148L137 149V150H135V148H134V150H132V149H130L131 147L133 148V146H130V145ZM137 144H138V146H137ZM169 144V143H168ZM247 144V143H246ZM84 145H86L85 146V149H84ZM108 145V146H107ZM115 145V146H114ZM125 145V147L126 148H124L123 146ZM148 145L150 146L149 147V149H148ZM158 145V146H157ZM165 145H167V144H165ZM90 146V147H89ZM122 147V149H121V147ZM142 146V147H141ZM147 146V148H145ZM157 146V147H156ZM243 146H246V145H243ZM248 146H251V142H249L248 143ZM86 147H88V148H86ZM91 147L92 148H94V149H91ZM98 149H97V148ZM100 147V148H99ZM109 147L111 148L110 150H109ZM130 147V148H129ZM116 148V149H115ZM119 148V149H118ZM145 148V149H144ZM247 148V149H246ZM246 148H242V152H244V153H252L253 151H254V147H246ZM249 148V149H248ZM92 151H91V150ZM97 149V150H96ZM121 149V150H120ZM129 149V150H128ZM145 151H144V150ZM85 150V151H84ZM86 150L88 151V153H86ZM94 150V151H93ZM96 150V151H95ZM108 150H109V152H108ZM117 150V151H116ZM119 150V151H118ZM123 150H125V151H123ZM128 150V151H127ZM130 150H132V152L130 151ZM143 150V151H142ZM131 153H130V152ZM138 151V152H137ZM97 152H99V153H97ZM103 152V153H102ZM107 152H108V154H107ZM115 152H117V153H115ZM84 153H85V156H84ZM97 153V154H96ZM115 153V154H114ZM87 154H89V155H87ZM133 154H135V153H133ZM86 157V158H85ZM86 159V160H85ZM134 159H135V157H133L132 158V166L133 165H135L134 164ZM262 163V164H260V163ZM258 163L260 164H258V167H257V169L256 170H252L251 169V171H253V173H252V175H251V173L249 172L250 171V169H248V170H246V172L245 173H247L249 176H253V177H249V176H247L246 174V176H247V179H245L244 180V178H241V177H239V178H237V176H234V177H231V178H233L232 180H231V178L230 179H228L227 180V182H224V183H221L220 185H223V184H226V185H223V186H220L221 188H223L222 190L224 191H222L221 190V192H222V194L225 196H223V199H225L224 200V204H221L220 205V203H219V201L217 200V203L215 202L216 201V199H215V197L214 196H211V193H209V192H205L206 193V196H205V199L207 200L206 201V203L205 204H202L203 205V207L206 205V204H208L209 205V207H204V209H206V210H208L204 215H201V217H200V220L201 219H203V221H200L199 220V224L200 223H202V225L204 226V227H202V225L200 224V227H202V229H203V231L202 230H199V232H197V233H195L194 235H192V236H190L189 238H181L180 240H179V244H178V246H176V248L175 249H173V251H171V252H168L167 250H166V246H164V245H162V243L158 240V239H156L155 237L153 238V235H154V233H159V228L157 227V226H155L154 225V222H156V218L158 217V214H157V212H156V210L154 209H152V202L151 201H147L146 199L143 201V202H140V200H138V202H140V203H137V205L136 204H129V205H120V202L121 201H119L118 203H117V207H116V205H114V208L112 207V216H111V218L110 219H107V218H104V219H101L100 217H97V214H95L94 215V217H96V219H93V220H91V221H88V222H86L85 223V221H83L82 220V218L84 217V216H86L89 212H90V210L91 209H88L87 211H86V213L84 212L83 213V211H82V209H81V205H80V207H79V210H77L78 212L80 211V209H81V216L79 217V214H80V212L78 213H76V215H75V217H77V220H76V218L75 217H73L74 219L72 220V219H70L69 220V223H67V221L65 222V225H66V229H67V231L70 233L71 231H72V233H73V236H71V234H70V237H71V239L73 240V249H72V251L73 252H75V253H71V255H73V256H71L72 258H71V260H72V264H77L78 262H80V264H82V262L84 263V264H86L87 262H88V264H94V262H93V260L90 258H88L87 257V255H86V257L83 259L82 258V255L81 254H79L78 253V248H77V246H75L76 245V236H74V235H76V234H79L80 233V237H82L83 236V232L82 231H84L85 233H84V235L85 234H89L88 236H89V238H88V236L86 237V235H85V239L86 238H88V239H92L91 237H95V236H91V233H90V229H91V227L92 228H94V227H99L100 229H102V228H104V226L106 225H108L107 227L105 226V232H107L106 234L109 236V238L111 237L113 240L115 239V241H116V246H117V248H119V249H125L126 251H124L123 249V252H122V250H121V252L119 251V249H117L116 251L118 252V255H120L119 256V258H115L114 256H111V257H109V261H108V263L110 264H117V263H119V264H158V262H159V264H207V261L209 262L208 264H212V262H210V260H209V255H206V253H205V250L203 249V248H205L206 249V247H204L205 245L206 246H208V244H212V245H214L215 246V244H217L218 246L216 247V250L217 249H219V250H221V249H223L224 250V252H226V250H228L227 251V254H230V256L233 258V260H234V262H235V264H256L257 262L258 263H262V264H264L263 262H264V202H262V201H264V194H262V193H264V163L263 162H261V161H259ZM83 165V166H82ZM146 165V164H145ZM263 165V166H262ZM81 166V167H80ZM138 166V165H137ZM141 166V165H140ZM139 166V167H140ZM133 167H135V166H133ZM80 168L82 169V170H80ZM136 168V167H135ZM135 168H133L134 170H136V172H139L140 173V178H142V180H140V182H139V187H142V189H141V191H143V185L142 184H144V183H141L142 181H144V177H145V175L147 176V175H149L150 174V171L148 170V169H144V167L143 166H141L140 167V169L138 168V170L137 169H135ZM142 170V171H141ZM261 170H263V173L261 174ZM79 171H81V173L79 174V173H77V172H79ZM82 171H83V173H82ZM249 173H248V172ZM146 173V174H145ZM259 173V174H258ZM261 174V175H260ZM79 175H81V176H79ZM255 175H259V176H255ZM78 176V177H77ZM82 177V178H81ZM249 177V178H248ZM255 177V178H254ZM253 178V179H252ZM258 178V179H257ZM83 179V180H82ZM234 179H235V181H234ZM236 179H240L239 181L237 180L236 181ZM250 179V180H249ZM80 180H82V181H80ZM231 180V181H230ZM246 180H248V181H246ZM84 181V182H83ZM258 181V182H257ZM259 181L261 182V183H259ZM205 185L207 184V182L206 181H202ZM202 182H200L199 180H197L196 181V183H195V185L194 186H187V187H185V185H181L180 186V193L181 194H190L191 192H193V190L194 189H197L200 185L201 186H203V183ZM206 182V183H205ZM228 182H229V184H228ZM231 182V183H230ZM239 182H241L240 184H239ZM247 182H249L248 183V185L247 184H245V183H247ZM243 183V184H242ZM257 183V184H256ZM228 184V185H227ZM236 184H237V186H236ZM259 184V185H258ZM235 185V186H234ZM238 185H239V187H238ZM247 187H246V186ZM258 185V186H257ZM83 186V187H82ZM243 186H245L244 188H243ZM255 186L257 187V188H255ZM263 187V189H261L262 187ZM82 187V188H81ZM182 187V188H181ZM236 187H238V188H236ZM261 187V188H260ZM189 188V189H188ZM190 188H192V189H190ZM229 189H231L232 191H234V192H228V190ZM240 188V189H239ZM236 189H238V190H236ZM255 189H257V191L255 190ZM263 191H261V190ZM182 190V191H181ZM260 190V191H259ZM80 191V200L82 199V192ZM185 191H186V193H185ZM248 192L249 193V191H251L249 194H247V193H245V192ZM254 191H256L257 192V197L255 196L256 194H254ZM228 192V193H227ZM238 192H239V194H238ZM209 193V194H208ZM236 195H235V194ZM226 194H228L227 196L228 197H226ZM245 196H247V197H245ZM229 195H230V197H229ZM236 196H237V199L238 200H235L236 199ZM239 196V197H238ZM140 197V196H139ZM138 197V198H139ZM213 197V198H212ZM248 197H250V199L248 198ZM213 200H215V201H213ZM228 198H229V200H228ZM234 198V199H233ZM244 198V199H243ZM246 198V199H245ZM248 198V199H247ZM211 199V200H210ZM229 202H228V201ZM233 200V201H232ZM246 200V201H245ZM236 201V202H235ZM244 201V202H243ZM262 203H261V202ZM146 202V203H145ZM226 202H228V203H226ZM238 202V203H237ZM151 203V204H150ZM210 203V204H209ZM211 203H213V204H211ZM215 203V204H214ZM219 203V204H218ZM244 203V204H243ZM142 204H144V206H142ZM230 204V205H229ZM243 204V205H242ZM246 204V205H245ZM248 204V205H247ZM261 204H263V205H261ZM134 205H135V207H134ZM139 205V206H138ZM141 205V206H140ZM211 205V206H210ZM221 206L222 208H224V209H226V211L228 212V214L226 215V217H227V221H228V223H229V228L226 230V232H228V234L226 233V232H224L222 235H221V233L220 234H218V232H220V231H216V229L214 228V224L212 223V220H210L211 219V217H210V213H211V209H213V208H216L217 206ZM226 205H228L229 207H230V209H228L229 207H226ZM231 205H233V207L231 206ZM245 205V207H243ZM127 206V207H126ZM215 206V207H214ZM133 207H134V210H133ZM137 207H138V210H137ZM146 207V209H144V208ZM147 207H149V208H151L152 210H150V209H148ZM116 208V209H115ZM123 208H127L126 210H123ZM143 210H142V209ZM254 208V209H253ZM131 209H132V211H131ZM240 209V213L239 212H237L238 210ZM114 210V211H113ZM119 210H122V214H120V215H117V214H114V213H118V211ZM134 211V212H133ZM148 211V213H146ZM151 211V212H150ZM156 213H155V212ZM142 212H144V213H142ZM210 212V213H209ZM232 212H236V213H232ZM242 212H244V213H242ZM263 212V213H262ZM127 213H129L128 215H132V220L130 221V222H132L131 224L128 222L129 220H130V218H129V216L127 215ZM142 213V214H141ZM246 213V214H245ZM239 214H240V217H238L239 216ZM126 215H127V217H126ZM134 215V216H133ZM147 215H150V217L149 216H147ZM233 217V219H234V217H235V219H234V221H232L233 219L231 218V216ZM83 216V217H82ZM117 217V218H114V217ZM157 216V217H156ZM252 216V217H251ZM93 217V218H94ZM118 217L120 218V221L118 220ZM134 217V218H133ZM145 217V218H144ZM155 218V220H153V219H151V218ZM210 217V218H209ZM247 217V218H246ZM258 217V218H257ZM80 218V219H79ZM114 218V219H113ZM122 218H123V220H122ZM127 218H129V219H127ZM142 218L143 219H145V220H143L142 221ZM147 218H149L150 220L148 221V219ZM209 218V219H208ZM232 220H231V219ZM249 218V219H248ZM262 218V219H261ZM99 219H101V221H102V224L104 225V226H102V224L101 223H99L100 221H99ZM207 219H208V221L210 222H208L207 221ZM229 219V220H228ZM245 219H246V221H245ZM248 219V220H247ZM255 219H256V221H255ZM75 220V221H74ZM81 220V221H80ZM99 221V222H96V221ZM112 220H114V221H112ZM121 220L123 221V222H121ZM204 220H206V222H207V224H206V222L204 221ZM83 221V222H82ZM140 221V223H136V222H139ZM144 221H145V226L142 224V223H144ZM149 223H148V222ZM232 221V222H231ZM70 222H72V223H74V222H76V224H75V226H74V224L72 225ZM77 222H80V223H78L77 224ZM108 222H110V223H108ZM113 222H115V223H113ZM128 222V223H127ZM238 222H239V224H238ZM247 222V223H246ZM256 222H258V226H257V223ZM97 223L99 224V226H96L97 225ZM118 223H121L120 225H119V227H118V225L117 224ZM136 223V224H135ZM248 223H252L251 224V226L250 225H248ZM254 223H256V224H254ZM262 223V224H261ZM68 224V225H67ZM96 224V225H95ZM100 224H101V226H102V228H101V226H100ZM198 224V225H199ZM209 224V225H208ZM241 224H243V225H248V227H251L250 229L246 226H244L245 228H248V229H244V227H243V225L241 226ZM259 224H261V225H259ZM78 225V226H77ZM95 225V226H94ZM128 225V226H127ZM133 227H132V226ZM142 227H140V226ZM143 225V226H142ZM206 225V226H205ZM207 225L209 226V227H207ZM238 225V226H237ZM253 225V226H252ZM74 226V228H72ZM82 226V227H81ZM88 226H90V228L88 227ZM123 228H122V227ZM125 226V227H124ZM134 226H135V229H134ZM151 226V227H150ZM68 227V228H67ZM70 227V228H69ZM79 227V228H78ZM199 227V226H198ZM234 227L235 228H237L236 230L241 234L240 235V238H239V234H238V232L237 231H235V229H234ZM239 227H241V229H239ZM110 228V229H109ZM128 228H130L128 231H127V229ZM233 228V229H232ZM261 228V229H260ZM74 229H76V230H74ZM78 229H80L79 230V232H78ZM88 229V230H87ZM143 231H142V230ZM147 229V230H146ZM201 229V228H200ZM209 229V230H208ZM215 229V230H214ZM234 230V231H232V230ZM75 232H74V231ZM92 230H94V229H92ZM114 230V231H113ZM126 230V231H125ZM135 230V231H134ZM151 230V231H150ZM153 230V231H152ZM77 231V232H76ZM110 231V233H108ZM119 231V232H118ZM121 231V232H120ZM136 232V233H134V232ZM206 231V232H205ZM209 231V232H208ZM215 231V232H214ZM86 232H88V233H86ZM118 232V233H117ZM129 233V234H126V233ZM139 232H140V234H139ZM144 232V233H143ZM154 232V233H153ZM170 232H171V234L174 236V235H176L177 234V232L178 231H176L175 230V228H170ZM217 232V233H216ZM255 232H257V233H255ZM174 233V234H173ZM201 233H205V234H201ZM207 233V234H206ZM212 234V235H209V234ZM216 233V234H215ZM230 233V234H229ZM251 233V234H250ZM125 234V235H124ZM134 234H137V235H135L134 236ZM142 234V236H138V235H141ZM151 234V235H150ZM199 234H201V235H199ZM82 235V236H81ZM203 235V236H202ZM214 235V236H213ZM130 236V237H129ZM148 236H150V237H148ZM207 238H206V237ZM210 236V237H209ZM212 236V237H211ZM223 236V237H222ZM228 236V237H227ZM232 236H233V238H232ZM238 239H235V237ZM245 236V237H244ZM73 237V238H72ZM84 237V236H83ZM82 237V238H83ZM118 237V238H117ZM120 237V238H119ZM128 237V238H127ZM201 237V238H200ZM202 237L204 238L205 237V239H202ZM227 239H226V238ZM252 237V238H251ZM123 238V239H122ZM143 238H144V241H142V243H141V239L143 240ZM153 238V239H152ZM222 238H224L225 239V241H224V239H222ZM230 238V239H229ZM232 238V239H231ZM241 238H243V239H241ZM245 238V239H244ZM254 238V239H253ZM263 238V239H262ZM84 239V238H83ZM94 240H95V238H93ZM92 239V240H93ZM118 239V240H117ZM120 239V240H119ZM137 239V240H136ZM183 239V240H182ZM201 239V240H200ZM208 239V240H207ZM211 239L213 240V241H211ZM246 239H247V241H246ZM256 239H261L262 241H257ZM123 240H125L126 241V244H125V241H123ZM140 240V241H139ZM153 240V241H152ZM155 240H157V241H155ZM205 240V241H204ZM214 240H215V242H214ZM232 240H235L234 242L232 241ZM99 241V240H98ZM119 241V242H118ZM147 241H149V242H147ZM195 241V242H194ZM201 243H200V242ZM203 241L204 242H206V244L204 245L203 244ZM227 241H229V243L227 242ZM232 241V242H231ZM245 242V244H243L242 245V243H244ZM97 241L95 240L94 241V244L92 245L93 246V248L94 247H96L97 245V243H96ZM100 242V241H99ZM135 242V243H134ZM147 242V243H146ZM157 242H158V244H157ZM191 242V243H190ZM214 242V243H213ZM217 242V243H216ZM223 242V243H222ZM240 242V243H239ZM242 242V243H241ZM250 242V243H249ZM96 243V244H95ZM137 243H139V244H137ZM153 243V244H152ZM161 243V244H160ZM189 243V244H188ZM227 243V244H226ZM233 243V245H235V243H236V245H235V247L233 246V245H231ZM239 243V244H238ZM254 243V244H253ZM259 243H261V244H259ZM121 244V245H120ZM132 244V245H131ZM140 244H142V246L140 245ZM144 244H150L149 245V247H148V245H145V247H144ZM198 244V245H197ZM153 245V246H152ZM161 245V246H160ZM187 245H189V246H187ZM193 245V246H192ZM195 245H197V246H195ZM225 245V247L223 248V246ZM261 245V246H260ZM92 246H91V248H90V250H94V249H92ZM120 246V247H119ZM121 246H122V248H121ZM131 246H134V247H131ZM163 246V247H162ZM221 246V247H220ZM237 246V247H236ZM240 246V247H239ZM261 247V248H258V247ZM143 247V248H142ZM178 247V248H177ZM190 247V248H189ZM191 247H193L192 249H191ZM200 247H202V248H200ZM227 247L229 248V247H231V248H229V249H227ZM249 247V248H248ZM75 248V249H74ZM153 248V249H152ZM154 248H155V251H154ZM160 248V249H159ZM256 248H258V249H261V251L263 250V252H257V251H260V250H258V249H256ZM148 249V250H147ZM185 249V250H184ZM200 249V250H199ZM202 249H203V251H202ZM237 249V250H236ZM244 249V250H243ZM75 250V251H74ZM97 250H98V248H97ZM128 250H129V252H128ZM170 250H171V248H170ZM194 250V251H193ZM199 250V251H198ZM216 250H213V252H212V257H213V255L214 256H216L217 255V251ZM230 250V251H229ZM146 251H148V253H146ZM245 253H248V254H245ZM130 252H131V254H130ZM133 252V253H132ZM135 252V253H134ZM142 252V253H141ZM143 252H144V254H143ZM196 252V253H195ZM202 252V253H201ZM233 252V253H232ZM241 252V253H240ZM129 253V254H128ZM237 253H238V255H237ZM256 253V254H255ZM258 253V254H257ZM77 254V255H76ZM79 254V255H78ZM121 254H123V255H121ZM205 254V255H204ZM245 254V255H244ZM124 255H128V257L127 256H124ZM130 255V256H129ZM147 257H146V256ZM168 255V256H167ZM240 255H242L241 257L242 258H244V259H242V258H240ZM164 256H167L166 257V259H165V257ZM171 258H170V257ZM199 258H198V257ZM202 256V257H201ZM205 256V257H204ZM238 256H239V258H238ZM249 256V257H248ZM253 256V257H252ZM79 257V258H78ZM217 257V256H216ZM248 258V259H245V258ZM74 258V259H73ZM75 258H77V259H75ZM117 260V261H115V259ZM168 258V259H167ZM171 260H170V259ZM198 258V259H197ZM200 258H201V260H200ZM237 258V259H236ZM255 258V259H254ZM103 259V258H102ZM112 259V260H111ZM129 259V260H128ZM154 259V260H153ZM160 259L161 260H164L163 262H161L160 261ZM205 259V261H202V260H204ZM235 259H236V261H235ZM240 259V261H241V263H240V261H237V260H239ZM250 259V260H249ZM255 261H257V262H255ZM258 259V260H257ZM263 260V262H262V260ZM79 260H82V261H79ZM121 260V261H120ZM122 260L124 261V262H122ZM176 260V261H175ZM207 260V261H206ZM247 260V261H246ZM74 261V262H73ZM85 261V262H84ZM114 261H115V263H114ZM172 263H171V262ZM178 261V262H177ZM197 261H199V262H197ZM93 262V263H92ZM161 262V263H160ZM70 263V264H71ZM257 263V264H258ZM79 264V263H78Z\"/></svg>","mask_w":264,"mask_h":264},{"label":"bare ground","instance_id":"bare-ground-1","mask_svg":"<svg viewBox=\"0 0 264 264\" xmlns=\"http://www.w3.org/2000/svg\"><path fill=\"white\" fill-rule=\"evenodd\" d=\"M20 1V0H19ZM21 1H23V0H21ZM20 1V2H21ZM26 1V0H25ZM38 1V0H37ZM40 1V0H39ZM46 1V0H45ZM73 1V0H72ZM72 1H70V2H72ZM86 1V0H85ZM90 1H92V0H90ZM90 1H86V2H90ZM95 1V0H94ZM107 1V0H106ZM121 1V0H120ZM242 1V0H241ZM27 2H34V0H31V1H28L27 0ZM47 2V1H46ZM49 2L50 1H48V3L47 4H49ZM53 2V1H52ZM52 2H50V4L52 3ZM59 2H60V0H59ZM73 2H75L76 3V1H73ZM82 2V1H81ZM86 2H85V5H88V3L86 4ZM109 2H111V1H109ZM194 3H195V1H193ZM19 3V2H18ZM17 2H16V4H18ZM55 3H57V2H54V3H52L53 5L55 4ZM62 3V2H61ZM75 3H73L74 5L73 6H75ZM84 3V2H83ZM100 3V2H99ZM98 3V4H99ZM102 3H103V0H102ZM113 3V2H112ZM111 3V4H112ZM119 3V2H118ZM121 4H122V2H120ZM5 5L4 3H0V5ZM16 4H15V6H16ZM31 4V3H30ZM51 4V5H52ZM94 4V3H93ZM92 4V5H93ZM110 4V3H109ZM109 4H108V2H106L105 3V5L103 6V10L102 9H100V11L101 12H103L102 13V18H103V15H105V16H109V11H111V7H109ZM132 4V3H131ZM149 4V3H148ZM45 5V4H44ZM53 5H52V7H53ZM91 5V4H90ZM91 5V6H92ZM101 5V4H100ZM113 5H115L114 3H113ZM120 5V4H119ZM124 5V4H123ZM134 5V4H133ZM248 5V4H247ZM9 6H10V3H9ZM41 6V4L39 5V7ZM56 8L57 7H60V9H61V7H63V5L62 6H56V5H54ZM66 3H65V5H64V8L68 11L67 13H69L71 10H74L75 12H76V10L74 9V8H72L70 11L66 8ZM79 6H82V5H78V9H79ZM151 6H152V4H151ZM150 6V8H152L153 9V7H151ZM196 6V5H195ZM251 6V5H250ZM17 7H19V6H17ZM37 7H38V5H37ZM38 7V8H39ZM72 7V6H71ZM83 7H85L84 5H83ZM83 7H81V9H83V10H85ZM88 7V6H87ZM93 7V6H92ZM92 7H91V9H92ZM99 7V6H98ZM113 7V6H112ZM147 7V6H146ZM224 7V6H223ZM2 8V9H1ZM1 8H0V11L1 10H3V6H1ZM6 8V6L4 7V9ZM7 8H8V6H7ZM22 8V7H21ZM20 8V9H21ZM47 8H48V6H47ZM75 8H77V7H75ZM115 8V7H114ZM124 8H125V6H124ZM141 8H142V6H141ZM143 8H145V6L143 7ZM148 8V10H149V7H147ZM37 9V8H36ZM50 9H51V7H50ZM49 9V12H50V14H48V15H51V13L53 12H51V10ZM77 9V10H78ZM87 9H89V8H87ZM86 9V10H87ZM94 9V8H93ZM125 9H127V8H125ZM124 9V10H125ZM130 9V7L128 8V10ZM224 9V8H223ZM251 9H252V7H251ZM6 10V9H5ZM25 10H30L29 8H25ZM38 10V9H37ZM113 10H117V9H113ZM123 10V11H124ZM147 10V9H146ZM151 10V9H150ZM149 10V11H150ZM32 11V10H31ZM30 11V12H31ZM65 11V10H64ZM92 11V10H91ZM121 10H117L115 13V20H116V15L118 16V15H120L121 13H119ZM251 11V10H250ZM12 12H13V10H12ZM27 12V11H26ZM66 12V11H65ZM90 12V11H89ZM93 12V11H92ZM91 12V13H92ZM97 12H98V8H97ZM122 12V11H121ZM127 12V11H126ZM125 12V13H126ZM152 11H150V13H151ZM3 13L5 14V12L3 11ZM2 12H1V14H3ZM11 13V12H10ZM24 13V12H23ZM32 13V12H31ZM35 13V12H34ZM58 13V11H55L54 12V14L52 15V16H54V15H57V16H59V14H57ZM72 13V12H71ZM82 13V12H81ZM80 12L77 14L79 17H78V19L80 20V19H82V17L80 18V16H82V15H80L81 14ZM94 14H95V12H93ZM117 13H119V14H117ZM124 13V14H125ZM226 13V12H225ZM12 14H16V13H12ZM33 14V13H32ZM31 14V15H32ZM82 14H84V13H82ZM89 13H88V11H87V15H88ZM98 14V13H97ZM101 13H99V15H100ZM111 14V13H110ZM139 14V13H138ZM36 15V14H35ZM35 15H33V16H35ZM62 15V14H61ZM129 15H130V13H129ZM11 16H17V14L16 15H11ZM63 16V15H62ZM74 16V15H73ZM86 15L84 14L83 15V17H85ZM90 16H95V15H91L90 14ZM209 16H211V15H209ZM254 16V15H253ZM47 17V16H46ZM51 17V16H50ZM68 17V16H67ZM67 17L65 18V19H67ZM70 17H72V16H70ZM70 17H68V18H70ZM89 17V16H88ZM87 16L85 17V18H88ZM119 17V16H118ZM1 18H3V17H1ZM12 18H14V17H12ZM29 18H31V17H29ZM37 18H40V17H37ZM37 18H35V19H37ZM62 18V17H61ZM97 18H100V17H97ZM101 18V19H102ZM111 18V17H110ZM157 18H159V17H157ZM199 18V17H198ZM201 18V17H200ZM218 18V17H217ZM23 19V18H22ZM21 19V20H22ZM34 19V20H35ZM41 19V18H40ZM40 19H37V20H40ZM48 19H49V17H48ZM51 19V18H50ZM57 19V18H56ZM55 18L52 20H50V21H57ZM104 19H106V18H103V21L102 22H105V20ZM108 19H109V17L106 19L107 21L106 22H108ZM160 19V18H159ZM10 20V19H9ZM9 20H8V22H9ZM13 20V19H12ZM17 20V19H16ZM33 20V22H30V21H32V19H30V21L29 20H27V21H29L30 23V25H32L33 26V24H34V22H37L36 20L34 21ZM68 20V19H67ZM77 20L78 22H81L82 20ZM130 20V19H129ZM212 20V19H211ZM215 20V19H214ZM19 21L20 20H18V22H17V24L19 23ZM66 21V20H65ZM71 21H72V19H71ZM84 21V20H83ZM82 21V22H83ZM89 21V20H88ZM88 21H84L85 23L86 22H88ZM101 21V20H100ZM215 21H217V20H215ZM260 21V20H259ZM1 22V21H0ZM6 22V21H5ZM13 22H14V20H13ZM26 22V21H25ZM69 22H70V19H69V21H68V24L67 25H69ZM75 22V21H74ZM74 22H71V24H73ZM81 22V23H82ZM83 22V23H84ZM97 22V21H96ZM117 22V21H116ZM158 22V21H157ZM27 23V22H26ZM38 23H40V21L38 22ZM52 23H53V26L52 27H54V24H55V22H51V23H49V24H51L52 25ZM59 23V22H58ZM62 23H64V22H62ZM81 23H77L78 24V26H79V24H80V27H81V25H83L84 26V28H85V25L84 24H81ZM99 23V22H98ZM120 23H121V20H120ZM196 23V22H195ZM202 23V22H201ZM15 24V23H14ZM29 24H28V26H29ZM71 24L69 25V26H71ZM114 24H115V22H114ZM140 24V23H139ZM138 24V25H139ZM217 24H221V23H217ZM16 25V24H15ZM19 25H20V23H19ZM39 25V24H38ZM37 25V26H38ZM46 25V24H45ZM56 25V24H55ZM74 25H76L75 23H74ZM89 25H92V24H89ZM104 25H105V23H104ZM107 25H108V23H107ZM106 25V26H107ZM112 25V24H111ZM182 26H184V24H181ZM193 25V24H192ZM199 25H201V24H199ZM16 26H18V25H16ZM20 26H22V25H20ZM37 26H35V27H37ZM50 26V25H49ZM57 26V25H56ZM59 26V25H58ZM57 26V27H58ZM62 26V25H61ZM110 26V25H109ZM114 26V25H113ZM115 26H117V24L115 25ZM114 26V27H115ZM124 26V25H123ZM162 26V25H161ZM216 26V25H215ZM29 27H31V26H29ZM47 28H48V26H46ZM45 27V28H46ZM51 27V28H52ZM65 27V26H64ZM98 27V26H97ZM100 27V26H99ZM102 27L105 29V27L102 25ZM117 27H119V26H117ZM116 27V28H117ZM207 27H208V25H207ZM220 27H222V26H220ZM12 28V27H11ZM22 28L23 27H21V31H22ZM44 28V29H45ZM46 28V29H47ZM69 28H71V27H69ZM76 28V27H75ZM78 28V27H77ZM77 28H76V30H77ZM83 28V29H84ZM87 28V27H86ZM103 28H99L100 30L98 31V32H95V30H94V28L93 27H89V28H87L86 29V31L89 29L90 30V32L88 33V32H86L84 35L82 34V37L81 38H79L80 39V41H78L79 43L81 42V44H83L84 45V47H91L90 46V41L92 40V38L93 37H95L96 38V35H97V40H95V41H97V43H96V45L97 46H99V47H97L98 49V52H97V55L95 56L96 58H95V61H96V63H97V69L98 70H102V68H104L105 66H109V65H115V63L117 64V62H119V61H117V62H113V60H111L112 62H110L109 61V58L107 59V55H106V52H110L111 51V48H110V51H104L105 49H107L108 48V46H107V48H104L103 46H104V41L102 42L103 43V46H102V43H101V41H102V38H104V37H102L101 36V34L102 35H104L105 36V39H108L107 37L108 36H106V29L104 30ZM185 28H187L186 26H185ZM225 28V27H224ZM46 29H45V32H44V34L45 33H47L46 32ZM58 29H61L60 27L59 28H57V30ZM82 29V30H83ZM109 29V28H108ZM117 29H120V27L119 28H117ZM188 29H192V28H188ZM220 29V28H219ZM223 29V28H222ZM249 29V28H248ZM2 30V29H1ZM6 30V29H5ZM5 30H3V31H5ZM10 30V29H9ZM34 30V29H33ZM38 32H39V30H38V28L36 29ZM40 30H41V27H40ZM47 30H49V29H47ZM70 30V29H69ZM68 30V31H69ZM71 30H75V29H71ZM78 30L80 31L81 30V28L79 29L78 28ZM78 30L76 31V32H78ZM111 30V29H110ZM221 30V29H220ZM117 31V30H116ZM120 31H121V29H120ZM161 31H163V30H161ZM178 31V30H177ZM207 31V30H206ZM224 31H226V29H224ZM7 32V31H6ZM33 32V31H32ZM37 32V33H38ZM75 32V31H74ZM82 32V31H81ZM117 32H119V31H117ZM116 32V33H117ZM164 32V31H163ZM212 32V31H211ZM236 32V31H235ZM1 33H4V32H1ZM65 33V32H64ZM64 33H62V34H64ZM79 34H80V32H78ZM113 33V32H112ZM120 33V32H119ZM139 33V32H138ZM179 33V32H178ZM181 33V32H180ZM196 33V32H195ZM213 34H214V32H212ZM211 33V34H212ZM219 33H220V31H219ZM218 33V34H219ZM225 33V32H224ZM223 33V34H224ZM239 33V32H238ZM248 33H251V32H248ZM254 33V32H253ZM252 33V34H253ZM262 33V32H261ZM260 33V35H262ZM5 34V33H4ZM3 34V35H4ZM8 34V33H7ZM16 34H19L18 33V31H16V32H14V35H16ZM34 34V33H33ZM41 34H42V32H41ZM114 34V33H113ZM112 34V35H113ZM159 34V33H158ZM186 34V33H185ZM206 34H209L208 32L206 33ZM211 34H209V36L211 35ZM217 34V33H216ZM9 35V34H8ZM27 35V34H26ZM28 35H32V34H28ZM27 35V36H28ZM35 35H37V34H35ZM68 35H70V34H68ZM81 35V34H80ZM117 35H120V34H117ZM121 35H123V36H121V37H123L122 39L124 40V35L125 34H122L121 33ZM162 35H165V34H162ZM161 35V36H162ZM176 35H177V33H176ZM175 35V37L177 38V36ZM243 35V34H242ZM255 35V34H254ZM254 35H252V36H254ZM33 36V35H32ZM72 36V35H71ZM99 36H101V39H99ZM195 36V35H194ZM208 36V37H209ZM222 36V35H221ZM227 36V35H226ZM20 37V36H19ZM19 37H18V39H19ZM22 37V36H21ZM42 37H43V35H42ZM47 37H48V35H47ZM61 37H62V35H61ZM78 37V36H77ZM116 37V36H115ZM117 37H119V36H117ZM127 37V36H126ZM129 37H131V36H129ZM136 37V36H135ZM153 37H154V35H153ZM159 37V36H158ZM174 37V38H175ZM213 37H214V35H213ZM2 38H3V36H2ZM4 38H6V35H5V37ZM23 38V37H22ZM43 38H45V35H44V37ZM66 38H68V37H66L65 36V39ZM110 38V37H109ZM134 38V37H133ZM155 38H156V36H155ZM161 38V37H160ZM162 38L164 39L165 38V36H162ZM168 38V37H167ZM175 38V39H176ZM182 38V39H181ZM185 37L184 36H182V37H180V39L181 40H183ZM202 37H201V34H200V32H198L197 33V41H198V44L196 45V43L194 44V45H196V46H198V48H200V49H203V48H205L204 49V54L205 53H208L209 51H211L212 49H213V47L215 48V46H217L218 44L217 43H215V42H213V43H210L208 46L206 45V46H202V43H204V41H202V42H200ZM207 38V37H206ZM205 38V39H206ZM210 38V37H209ZM229 38V37H228ZM259 38H260V36H259ZM56 39V38H55ZM59 38H57L56 40H58ZM71 39H73V38H71ZM78 39V40H79ZM111 39V38H110ZM109 39V40H110ZM121 39V40H122ZM129 39H132V38H129ZM152 39V38H151ZM166 39V38H165ZM171 39V38H170ZM170 39H167V41L168 40H170ZM186 39V38H185ZM184 39V40H185ZM214 39V38H213ZM218 39V38H217ZM222 38H219V40L218 41H220ZM227 39V38H226ZM253 39V38H252ZM260 39H262V38H260ZM21 40V39H20ZM23 40V39H22ZM42 40V39H41ZM55 40V41H56ZM76 41H77V38L75 39ZM120 40V41H121ZM132 40H134V39H132ZM138 40V39H137ZM141 40V39H140ZM139 40V41H140ZM159 40H162V39H159ZM207 40V39H206ZM205 40V42H207ZM224 40H225V38H224ZM230 40H232V39H230ZM17 41H19V40H17ZM16 41V42H17ZM29 41V40H28ZM32 41V40H31ZM31 41H29V43L31 42ZM43 41V40H42ZM46 41H49V40H46ZM59 41V40H58ZM65 41V40H64ZM64 41H62V42H64ZM73 41H74V39H73ZM73 41H68L67 39H66V41L65 42H68V43H73ZM127 41H128V38H127ZM153 40H151V42H152ZM166 41V40H165ZM175 41V40H174ZM177 41V40H176ZM218 41H216V42H218ZM228 41L229 40H225L224 42H227L228 43ZM261 41V40H260ZM15 42V43H16ZM25 42V41H24ZM61 42V43H62ZM75 42V41H74ZM78 42H75V44L76 43H78ZM106 42V41H105ZM114 42V41H113ZM137 42V41H136ZM151 42L149 43V44H151ZM179 43H180V41H178ZM211 42V41H210ZM221 42H222V40H221ZM229 42H231V41H229ZM248 42V41H247ZM0 43L2 44H4L5 46H7V44L2 40V39H0ZM26 43V42H25ZM43 44L45 43V42H42ZM51 43V42H50ZM71 43V44H72ZM78 43V44H79ZM118 43V42H117ZM134 43H135V40H134ZM140 43H141V41H140ZM165 43H167V42H165ZM178 43V44H179ZM188 43V42H187ZM208 43V42H207ZM2 44V45H3ZM74 44V43H73ZM77 44V45H78ZM94 44V46H95V43H93ZM101 44V45H100ZM120 44V43H119ZM148 44V45H149ZM186 44V43H185ZM251 44V43H250ZM18 45V44H17ZM20 45V44H19ZM26 45H28V44H26ZM53 45H55V43L53 44ZM91 45H92V43H91ZM134 45V44H133ZM132 45V46H133ZM145 45H146V42H145ZM166 45H169V43L168 44H166ZM188 45V44H187ZM189 45H190V43H189ZM219 45H221V43L219 44ZM222 45H224L223 43H222ZM221 45V46H222ZM225 45H228V44H225ZM231 45H236V43H233V44H231ZM15 46H16V44H15ZM15 46H13V48H14V51H16V48H15ZM21 46V45H20ZM29 46V45H28ZM48 46L50 47V45L48 44ZM55 46H58V44L57 45H55ZM60 47L62 46V45H59ZM58 46V47H59ZM76 46V45H75ZM93 46V47H94ZM106 46V45H105ZM111 46V45H110ZM130 46V45H129ZM131 46V47H132ZM142 46H144V45H142ZM141 45H140V47H142ZM153 46H155L154 45V43H153ZM170 46V45H169ZM236 46H239L238 44L236 45ZM26 47V46H25ZM25 47H22L24 50H25ZM30 47H32V46H29V48ZM57 47V48H58ZM63 47V46H62ZM96 47V46H95ZM147 47V46H146ZM146 47L144 48V49H146ZM151 47H152V44H151ZM167 47V46H166ZM166 47H164L163 48V50H162V52L165 50V48ZM177 47V46H176ZM223 47V46H222ZM229 47H231L230 45H229ZM5 48V47H4ZM28 48V47H27ZM42 48H43V46H42ZM56 48V49H57ZM115 48V47H114ZM120 48V47H119ZM127 48V47H126ZM129 48V47H128ZM128 48H127V50H128ZM136 48V47H135ZM135 48H134V50H135ZM143 48V47H142ZM156 48V47H155ZM162 48V47H161ZM170 48H171V46H170ZM45 49V48H44ZM48 49V48H47ZM73 49V48H72ZM75 49V48H74ZM86 49V48H85ZM89 49H91V48H89ZM89 49H87V51H89ZM93 49V48H92ZM137 49V48H136ZM148 49H150V48H148ZM147 49V50H148ZM152 49V48H151ZM157 49V48H156ZM182 49V48H181ZM227 49V48H226ZM232 49H233V47H232ZM0 50H2V49H0ZM10 50V49H9ZM28 50H30V49H28ZM58 50H61V48L60 49H58ZM56 51V52H59V54H56L57 56H59L60 55V51ZM63 50V49H62ZM94 50V49H93ZM92 50V51H93ZM95 50H96V48H95ZM116 50V49H115ZM138 50V49H137ZM153 50V49H152ZM155 50V49H154ZM153 50V51H154ZM167 50V49H166ZM176 51L178 50V48H176L175 49ZM174 50V51H175ZM186 50V49H185ZM185 50H183L181 53L182 54H185L184 52H186ZM216 50V49H215ZM219 50V49H218ZM223 50V49H222ZM236 50H238V49H236ZM235 50V51H236ZM10 51H12V50H10ZM9 51V52H10ZM43 51V50H42ZM46 52H47V50H45ZM49 51V50H48ZM75 51V50H74ZM86 51V50H85ZM118 51L119 50H117V54H118ZM131 51V50H130ZM173 50H171V52H172ZM217 51V50H216ZM19 52V51H18ZM24 52V51H23ZM45 52V53H46ZM121 52H123V51H121ZM128 52V51H127ZM143 52H144V50H143ZM161 52V51H160ZM165 52V51H164ZM169 52H170V50H169ZM212 52H214V50L212 51ZM220 52V51H219ZM222 52V51H221ZM223 52H226L225 50L223 51ZM231 52V51H230ZM234 52V51H233ZM26 53V52H25ZM66 53V52H65ZM74 53V52H73ZM72 52H71V54H73ZM75 56H77L78 55V57L80 58V59H82V61H83V63H84V60H87V61H89V57H91V56H89V55H91L90 53H89V55L88 54H83L82 52H81V50L80 49H77L76 51H75ZM124 53V52H123ZM216 54H217V52H215ZM232 53V52H231ZM125 54V53H124ZM166 54H167V52H166ZM165 54V55H166ZM174 55H175V53H173ZM198 54H200L199 52H198ZM26 55V54H25ZM56 55H54V56H56ZM61 55H63V54H61ZM88 55V56H87ZM119 55V54H118ZM118 55L116 56V57H118ZM158 55V54H157ZM26 56H28V55H26ZM68 55H65V57H67ZM73 56V55H72ZM72 56H71V58H72ZM149 56V55H148ZM155 56V55H154ZM154 56H153V58H154ZM164 56V55H163ZM169 56H170V58L172 57L170 54H169ZM176 56V55H175ZM186 56H187V58H194L193 56H190L189 57V55H187L186 54ZM11 57V56H10ZM42 57H44V54H43V56ZM52 57H53V55H52ZM143 57H145V56H143ZM143 57H138V59L139 58H143ZM158 57H160V56H158ZM26 58V57H25ZM54 58V57H53ZM53 58H49V60L50 59H53ZM89 58V59H88ZM119 58V57H118ZM149 58V57H148ZM152 58V57H151ZM163 58V57H162ZM174 58V57H173ZM196 58V57H195ZM232 58V57H231ZM238 58V57H237ZM32 59V58H31ZM44 59V58H43ZM55 59H58V57H56ZM78 59V58H77ZM93 59V58H92ZM134 59V58H133ZM135 59H136V57H135ZM141 59H140V62H143V61H141ZM147 59V58H146ZM146 59L144 60V62L146 61ZM160 59H161V57H160ZM192 59H190V60H192ZM236 59V58H235ZM64 60H66V58L64 59ZM79 60V59H78ZM120 60V59H119ZM143 60V59H142ZM150 60H152V59H150ZM163 60V59H162ZM172 60H174V59H172ZM175 60H176V58H175ZM196 60V59H195ZM198 60V59H197ZM237 60V59H236ZM5 61V60H4ZM81 61V60H80ZM82 61H81V63H82ZM130 61H131V59H130ZM138 61V60H137ZM186 61H188L187 59H186ZM206 61H208V60H206ZM250 61H251V58H250ZM42 62H44V61H42ZM49 62H51V61H49ZM57 62V61H56ZM62 61H61V58H60V63H61ZM91 62H93L92 60H91ZM132 62V61H131ZM130 62V63H131ZM144 62H143V64H144ZM173 62V61H172ZM194 62V61H193ZM198 62V61H197ZM209 62V61H208ZM225 62V61H224ZM230 62V61H229ZM236 62V61H235ZM6 63H8V62H6L5 61V64ZM31 63V62H30ZM82 63V64H83ZM171 63V62H170ZM174 63V62H173ZM189 63H192V62H189ZM204 63H205V61H204ZM210 63V62H209ZM231 63V62H230ZM8 64H10V63H8ZM45 64V63H44ZM51 64H53V63H51ZM93 64H94V62H93ZM92 64V65H93ZM127 64V63H126ZM137 64H139V62L137 63ZM142 64V63H141ZM140 64V65H141ZM142 64V65H143ZM226 65H230L229 63H225ZM242 63H240V65H241ZM37 65H38V63H37ZM42 65V64H41ZM41 65H39V66H41ZM146 65V64H145ZM174 65V64H173ZM187 65V64H186ZM202 65V64H201ZM204 65V64H203ZM208 65V64H207ZM225 65V66H226ZM238 65V64H237ZM6 66H7V64H6ZM34 66V65H33ZM87 67H89V65H86ZM135 66V65H134ZM133 66V67H134ZM137 66V65H136ZM172 66V65H171ZM8 67V66H7ZM66 67H68V65H66ZM71 67V66H70ZM107 67H105L104 69H106ZM112 67H114V66H112ZM111 66H109V68L111 69L112 68ZM132 67V66H131ZM138 67V66H137ZM146 67V66H145ZM145 67H143V68H145ZM160 67V66H159ZM161 67H162V65H161ZM185 67V66H184ZM188 67H189V65H188ZM192 66H190V68H191ZM196 67H198V66H196ZM209 67V70H210V66H208ZM238 67H239V65H238ZM250 67V66H249ZM48 68H50V66L48 67ZM57 68V67H56ZM61 68H63V67H61ZM74 68V67H73ZM93 68V67H92ZM115 68H116V65H115ZM130 68V67H129ZM153 69H154V67H152ZM158 68V67H157ZM173 68H175L174 66H173ZM200 68V67H199ZM204 68V67H203ZM227 68V67H226ZM242 68V67H241ZM251 68V67H250ZM254 68H257V66L256 67H254ZM43 69V68H42ZM59 69H60V67L58 68V70H56V72H54L53 70V72H52V75L51 76H53L54 78H57L58 77V73H62V72H59ZM70 69V68H69ZM71 69H72V67H71ZM77 69V68H76ZM87 69V68H86ZM86 69H83L84 70V73H85V70ZM89 69V68H88ZM114 69V68H113ZM120 70H121V68H119ZM118 69V70H119ZM131 69V68H130ZM135 69V68H134ZM132 69L133 70V72H137L136 70L137 69ZM149 69H151V68H149ZM148 69V70H149ZM160 69V68H159ZM168 69H170V68H168ZM145 70V69H144ZM146 71V72H149V71ZM152 70V69H151ZM155 70H156V68H155ZM164 70H165V68H164ZM176 70H177V68H176ZM187 70H189L190 71V69H187ZM224 72H225V70L224 69H222ZM226 70H228V68L226 69ZM230 70V69H229ZM234 70V69H233ZM42 71V70H41ZM63 71V70H62ZM69 70L67 69V73H69L68 72ZM71 71V70H70ZM88 71H92L91 69L90 70H88ZM112 72V70H107V72L109 73V72ZM123 71V70H122ZM121 71V72H122ZM126 71H127V69H126ZM141 71V70H140ZM159 71H162L161 69L159 70ZM168 71H170V70H168ZM167 71V72H168ZM173 71H174V69H173ZM178 71V70H177ZM261 72H262V70H260ZM264 71V70H263ZM39 72V70L36 72V73H38ZM43 72V71H42ZM96 72V71H95ZM98 72V71H97ZM96 72V73H97ZM100 72V71H99ZM98 72V75L100 74ZM113 72H114V70H113ZM124 72V71H123ZM129 72V71H128ZM152 72V71H151ZM222 72V71H221ZM245 72H247V71H245ZM249 72V71H248ZM247 72V73H248ZM46 73V72H45ZM48 73V72H47ZM91 73V72H90ZM95 73V74H96ZM170 73H172V72H170ZM174 73H175V71H174ZM189 73V72H188ZM191 73H193V72H191ZM209 73V72H208ZM263 74H264V72H262ZM33 74H34V72H33ZM49 74V73H48ZM66 74V73H65ZM69 74H71V72L69 73ZM83 74V72L81 73V75ZM94 74V75H95ZM105 74V73H104ZM145 74V73H144ZM167 74V73H166ZM184 74V73H183ZM217 74V73H216ZM218 74H222V73H218ZM231 75L232 74V71L230 70L229 71V73H228V75ZM241 74V73H240ZM252 74V73H251ZM259 74H261V73H259ZM37 75V74H36ZM68 75V74H67ZM76 75L77 74H75V75H73V76H75L76 77ZM80 74H78L77 75V77L79 76ZM80 75V77H82ZM101 75V74H100ZM99 75V76H100ZM103 75V74H102ZM102 75H101V77L100 78H102L103 79V77H102ZM107 75V74H106ZM105 75V76H106ZM156 75H159V74H156ZM168 75H170V74H168ZM198 75V74H197ZM210 75H212V73H210ZM227 75V74H226ZM225 75V77H227ZM242 75V74H241ZM146 76H148V75H146ZM146 76L145 77H143V78H146ZM180 76V75H179ZM215 76V75H214ZM35 77V76H34ZM42 77V76H41ZM40 77V78H41ZM71 77H72V75H71ZM76 77V78H77ZM83 77H84V75H83ZM93 77V76H92ZM91 77V78H92ZM95 77V76H94ZM107 77H108V75H107ZM121 77V76H120ZM169 77H171V76H169ZM185 77V76H184ZM213 77V76H212ZM235 77H236V75H235ZM237 77H238V75H237ZM236 77V78H237ZM242 77H244V76H242ZM33 78V77H32ZM37 78V77H36ZM70 78V77H69ZM68 77H67V79H69ZM85 78H86V75H85ZM85 78H84V81H86V83L89 81H87V80H85ZM112 78V77H111ZM116 78H117V76H116ZM122 78H123V76H122ZM125 78V77H124ZM133 78H135V77H133ZM168 78V77H167ZM200 78V77H199ZM204 78V77H203ZM203 78L201 79V80H203ZM217 78V77H216ZM251 78H252V76H251ZM260 78V77H259ZM2 79V78H1ZM4 79V78H3ZM19 79H21V78H19ZM59 79V78H58ZM71 79V78H70ZM77 79H79V77L77 78ZM82 79V78H81ZM163 79H165V78H163ZM171 79V78H170ZM197 80H198V78H196ZM205 79V78H204ZM245 79H246V77H245ZM42 80V79H41ZM40 80V81H41ZM75 80V79H74ZM92 80V79H91ZM93 80H96V82L95 83H101V82H98L99 81V78H97L96 77V79H93ZM91 81L92 83L94 82V81ZM105 80V79H104ZM139 80H140V78H139ZM143 80H145L146 81V79H143ZM167 80V79H166ZM209 80H211L213 83H215V80L213 81L211 78H209ZM208 80V81H209ZM217 80V79H216ZM219 80V79H218ZM217 80V81H218ZM242 79H240L239 77H238V82H240ZM262 79H260V81H261ZM263 80H264V77H263ZM21 81L22 80H20V82L19 83H21ZM24 81V80H23ZM22 81V82H23ZM48 82H50L49 80H47ZM59 81H61V80H59ZM69 82L70 81H72V80H68ZM67 81V83L69 84V82ZM107 81V80H106ZM117 81V80H116ZM128 81V80H127ZM188 81V80H187ZM204 81V80H203ZM202 81V84H204V82ZM207 81V80H206ZM211 81H209L208 83H210ZM251 81V80H250ZM2 82V81H1ZM6 82V81H5ZM29 82V81H28ZM47 82V83H48ZM56 82H58V81H56ZM62 82V81H61ZM64 82V81H63ZM62 82V83H63ZM73 82V81H72ZM118 82V81H117ZM116 82V83H117ZM125 82V81H124ZM136 83L138 82L137 80L135 81ZM139 82H143L144 83V81H139ZM181 82V81H180ZM198 82H200V81H198ZM211 82V84H213ZM9 83H13V82H9ZM39 83V82H38ZM51 83V82H50ZM67 83L65 82L64 84H66L67 85ZM74 83V82H73ZM93 84V86H90L91 85V83H89L90 85V87H97V85L96 84ZM108 84H109V81L107 82ZM113 83V82H112ZM120 83L122 84V81H120ZM130 83V82H129ZM172 83H173V81H172ZM206 83V82H205ZM207 83V84H208ZM230 83V82H229ZM235 84H236V82H234ZM256 83V82H255ZM1 84V83H0ZM17 84H18V82H17ZM16 84V85H17ZM27 84V83H26ZM79 84V83H78ZM82 84V83H81ZM80 84V85H81ZM145 84H146V82H145ZM176 85L177 84H180V83H177V80H176V83H175ZM174 84V85H175ZM249 84H251V83H249ZM28 85V84H27ZM61 85V84H60ZM74 85V84H73ZM79 85V86H80ZM83 85V84H82ZM86 85V84H85ZM114 85V84H113ZM152 85H153V83H152ZM151 85V86H152ZM199 85V84H198ZM221 85V88H222V83L221 82H219V84H218V86H220ZM225 85H227V84H225ZM237 85V84H236ZM238 85H241V83H238ZM236 86V87H239V86ZM243 85H245V84H242L241 86H243ZM247 85V84H246ZM256 85H258L257 83H256ZM4 86V85H3ZM8 86V85H7ZM19 86H20V84H19ZM49 86V85H48ZM108 86V85H107ZM110 86V85H109ZM117 86H119V82L117 83ZM125 86H127V85H125ZM142 86H144V84L142 85ZM216 86V85H215ZM229 86V85H228ZM240 86V87H241ZM13 87V86H12ZM21 87V86H20ZM35 87H36V85H35ZM39 87H41L40 85H39ZM44 87V86H43ZM50 87V86H49ZM82 87H85L84 85L82 86ZM87 87H88V85H87ZM200 87H201V85H200ZM209 87V86H208ZM235 86H234V89L236 88ZM2 88V87H1ZM4 88V87H3ZM6 88V87H5ZM9 88H11V86H9ZM25 88H28V87H25ZM33 88V87H32ZM45 88V87H44ZM65 87L64 86H62V90L64 89ZM72 88V87H71ZM74 88V87H73ZM104 88H107L106 87V85H105V87H103V88H100V89H102V91H100V90H97L96 88H95V90H96V93H95V95L94 96H96V98H97V100L96 101H98V105L96 106L95 104V106H96V109L97 108H100L102 111L104 110L107 114L108 113H110V114H112V116H109V119H112L113 120V122H114V124L111 126V129L109 130V131H111V133H115V137H116V139L119 137H121L122 135H123V137H124V133L126 134V132H128V131H130V132H132L131 130L136 126H138V127H141L139 124H140V122H138V118L139 117H141L142 116V114H141V112L143 111V113H145L146 112V109H144V106H145V104H146V102L144 101V98L142 97V95H140V94H138L137 96H132L131 95V97H132V99H131V97L130 96H128V93H127V91L125 90V88H120V93L119 94H117L116 92H115V90L114 91H108V90H106V89H104ZM109 88V87H108ZM128 89H129V91L128 92H130V88L129 87H127ZM217 87H214L213 89H216ZM231 88H233V85L229 88V89H231ZM245 88V87H244ZM249 88V87H248ZM247 88V89H248ZM29 89V88H28ZM33 89H37V88H33ZM46 89V88H45ZM48 89V88H47ZM78 89H79V87H78ZM78 89H73V92H75V91H77ZM83 89V88H82ZM84 89H86V88H84ZM116 89H119V88H117L116 87ZM193 89V88H192ZM191 89V90H192ZM200 89H202V87L200 88ZM218 89H220V88H218ZM238 89V88H237ZM2 89H0V91H1ZM14 90V89H13ZM20 90H22V89H20ZM39 90H40V88H39ZM42 90V89H41ZM40 90V91H41ZM58 90H59V87H50L48 90H46L44 93H38V94H36L35 95V98L36 99H31L30 98V96L29 95H27L28 94V92L25 90V92H27V94L25 93V92H22V91H14V92H12V91H10V90H6V91H4L2 94H1V92H0V98L1 99H4V103L3 104H1L2 106L3 105H5L2 109L0 108V264H70L71 262H72V260H71V256H73V255H71V253L73 254V253H75V252H73L72 251V249H73V240L71 239V237H70V234L72 233V231L69 233L68 231H67V229H66V225H65V222L67 221V223H69V220L70 219H74L73 217H75V215H76V213L78 212L77 210H79V207H80V205H81V209H82V211H83V213L85 212L86 213V211L88 210V209H91L90 210V212L86 215V216H82L83 218H82V220L83 221H85V223L86 222H88V221H91V220H93V219H96V217H94V215L95 214H97V217H100L101 219H104V218H107V219H110L111 218V216H112V207L114 208V205H116V207L118 206L117 205V203L119 202V201H121L120 202V205H129V204H136L137 205V203H140V202H143L145 199L147 200V201H151L153 204H152V209L154 210H156V212H157V214H158V217L156 218V222H154V225L155 226H157L160 230H159V233H154V235H153V238L155 237L156 239H158L161 243H162V245H164V246H166V250L168 251V252H171V251H173V249H175L176 248V246H178V244H179V240L181 239V238H189L190 236H192V235H194L195 233H197V232H199V230H202L203 231V229H202V227H204L203 225H202V223H200L201 225H202V227H200V224L198 223L199 222V220H200V217H201V215H204L208 210H206V209H204V207L206 206V207H209V205L208 204H206L204 207H203V205L202 204H205L206 203V199H205V196H206V193L207 192H209V193H211V196H214L215 197V199H216V201L215 200H213L212 198V200L213 201H215L216 203H217V200L219 201V203H220V205L221 204H224L223 202H224V200L225 199H223V194H222V192H221V190L223 189V188H221L220 186H223V185H226V184H223V185H220L221 183H224V182H227V180L228 179H230L231 177H234V176H237V178H239V177H241V178H244V180L245 179H247V176H249L247 173H245L246 172V170H248V169H250V173H251V175H252V173H253V171H251V169L252 170H256L257 169V167H258V164L260 163L259 161H261V162H263L264 163V130H262V131H259V130H254V129H252L251 127L250 128H248V126L250 125V123L246 120L245 122H248L249 123V125H248V123H247V125H245V129H244V131H243V133H244V137L242 138V137H240V138H242L243 139V144L242 143H240V142H238V140H240L239 139V136L237 137L238 138V140L236 141V140H234V139H232L231 138V136H229L228 134H226V133H224L223 131H225V129L222 131L223 133H221L220 132V130H221V128H220V130L219 131H215V132H213V129H209L208 127H207V125H203V123H209L210 122V124L211 125H215L214 127H216V125L218 126H220V125H222V126H224L225 125V123H226V126H227V122H226V120L225 119H223L222 117H220V115H219V113L218 112H216L215 111V109L213 110L212 109V112H211V115L210 116H207L208 118L206 119V118H202V117H198V118H195V119H197V120H195V122H196V126L194 127V124H191L192 126H188V128H186L187 127V125H189L188 123H186L188 120H187V114L189 113V106L190 105H192V104H195V105H198V103H201V102H204L205 101V99L203 100V99H201V98H187V106H188V109L186 108V110L184 109L185 108V105L183 106V108H181V106H180V103L178 102V104L177 105H179V106H177L175 109V111H177L178 113H174V116L176 117V119H175V121H177V122H179V123H182V125L184 126L183 127V129L184 130H176L175 128H171V127H166L165 128V130L167 131V133H168V138H169V141H168V143H164V144H159V140H158V145H159V147H157L160 151L158 152L157 151V153H154L155 151V149L153 150V151H151L150 153H140V154H136V152H133V153H135V154H122V155H119L120 153H118L117 155H110V159L108 158L109 156L108 155H104V156H101V155H99V156H88V158H86L87 159V171H86V175H85V182H84V188H83V192L80 190V186H78L79 184H78V179L75 177V171H76V168L78 167V165L80 164V162L82 163V161H81V158H83V157H81V152H82V143H86V145H87V143H88V140H87V142H83V140L80 142V143H76L75 141V143H73V141L72 142H70V141H68V142H63L62 140L64 139V138H61L60 137V135H61V133H60V130H59V127L60 128H64V129H66L65 131H67V129H69L70 130V128L71 127H73L72 126V120L71 119H69L68 118V120H67V117H64L63 116V114L64 113H70V112H67V110H65L66 108L65 107H67L68 109H70V110H74V111H76V112H78L79 111V109H80V105H82V103H83V105H86V103L83 101V100H79V97H78V100L76 99V95H74L73 94V92H71L70 90H69V88H67V89H64L62 92H61V90H60V92L61 93H59L58 92ZM90 90V89H89ZM94 90V91H95ZM194 90V89H193ZM196 90H199V89H196ZM217 90V89H216ZM236 90V89H235ZM234 90V91H235ZM32 91V90H31ZM35 91H38V89L37 90H35ZM227 91H228V89H227ZM232 91H233V89H232ZM231 90H230V95H228V93L227 94H225L224 93V95H228L227 96V98H229L228 100H230V101H232L231 99L237 94L238 95V93H236L235 94V92L234 93H231L232 92ZM238 91V90H237ZM247 91V90H246ZM19 92V93H18ZM34 92V91H33ZM91 92V91H90ZM115 92V93H114ZM193 92V91H192ZM192 92H190V93H192ZM215 92H221V90L220 91H215ZM223 92H224V90L222 91V94H223ZM229 92V91H228ZM36 93V92H35ZM203 93V92H202ZM201 93V94H202ZM210 93V92H209ZM212 93V92H211ZM216 93V94H217ZM246 93H249V92H246ZM246 93H245V95H246ZM76 94V93H75ZM131 94V93H130ZM161 94V93H160ZM205 94V93H204ZM203 94V95H204ZM258 94V93H257ZM92 95H93V89H92ZM221 95V94H220ZM241 95H244V94H241ZM84 96V95H83ZM198 96H200V95H198ZM208 96V95H207ZM219 96V95H218ZM248 96H249V94H248ZM255 96H257V95H255ZM149 97V96H148ZM152 97L154 98V96L152 95ZM152 97L150 98V99H152ZM214 97V96H213ZM222 97V96H221ZM226 97V96H225ZM245 97V96H244ZM81 98V97H80ZM84 98V97H83ZM89 98V97H88ZM172 98V97H171ZM182 98V97H181ZM180 98V100H183V99H181ZM204 98H205V95H204ZM255 98V97H254ZM148 99V98H147ZM174 99H175V97H174ZM210 99H212V98H210ZM209 99V101H211ZM213 99H215V98H213ZM226 99V98H225ZM253 98L251 97L250 98V100H252ZM33 100H36V101H33ZM86 100V99H85ZM203 100V101H202ZM224 100V99H223ZM89 101H90V99H89ZM89 101H87V102H89ZM91 101H93V100H91ZM90 101V102H91ZM186 101V100H185ZM227 101V100H226ZM79 102V103H78ZM82 102V103H81ZM94 102V101H93ZM213 102L215 103L216 101L215 100H213ZM213 102H212V104H213ZM236 102V101H235ZM256 102V100L254 101V103ZM258 102H260V101H258ZM223 103H224V101H223ZM261 103L263 104L264 102L263 101H261ZM211 104V105H212ZM243 103H241L240 105H242ZM256 104V103H255ZM93 105V106H94ZM149 105V104H148ZM240 105H237V106H239V107H241ZM88 106H90L89 105V103H88ZM92 106V108H94ZM186 106V107H187ZM208 107H209V105H207ZM207 106L205 107V108H207ZM234 106V105H233ZM237 106H234V107H237ZM245 107H246V104L244 105ZM85 106H83L82 108H81V110L80 111H82V110H85V109H83ZM127 107H129L130 108V113H129V111H124V110H122V109H126V110H128L127 109ZM169 107H171L170 105H169ZM168 107V108H169ZM204 107V106H203ZM220 107H222V106H220ZM229 107V106H228ZM234 107H231V108H234ZM249 107H251V106H249ZM259 107V106H258ZM260 107H262V106H260ZM86 108V107H85ZM90 108V107H89ZM153 108H155V107H153ZM172 108V107H171ZM252 108V107H251ZM91 109V108H90ZM132 109L134 110V111H132ZM139 109H141L142 111H140ZM150 109V108H149ZM172 109H174V108H172ZM171 109V110H172ZM211 109V108H210ZM235 109V108H234ZM249 109V108H248ZM254 109V108H253ZM151 110H155V109H151ZM207 110H208V108H207ZM221 110V109H220ZM228 110H230L229 108H228ZM227 109H226V111L227 112H229ZM66 111V112H65ZM94 111H95V108H94ZM162 111V110H161ZM191 111V110H190ZM203 111V110H202ZM204 111H205V109H204ZM203 111V112H204ZM251 111V110H250ZM96 112V111H95ZM98 112V111H97ZM100 112V111H99ZM98 112V113H99ZM124 112H128V114L127 115H125V113ZM154 112V111H153ZM160 112V111H159ZM163 113H164V111H162ZM202 112V114H205V116L207 115L205 112L203 113ZM243 112V111H242ZM249 112V111H248ZM71 113H72V111H71ZM75 113V112H74ZM85 113H86V111H85ZM85 113H83L82 114V116L85 114ZM91 114L90 115H93L92 114V112H90ZM155 113V112H154ZM168 113H170V112H168ZM182 113V114H181ZM224 113V112H223ZM223 113H222V115H223ZM88 114V113H87ZM101 114V113H100ZM105 113H103L102 115H100V118L101 117H103V115H104ZM106 114V115H107ZM162 114V113H161ZM171 114H173V113H171ZM171 114H169V115H171ZM181 114V115H180ZM249 114V113H248ZM247 114V115H248ZM264 114V113H263ZM79 115V117H76V115H75V117H76V119L78 118H80V114H78ZM141 115V116H140ZM233 115V114H232ZM245 115H246V113H245ZM258 115V114H257ZM66 116V115H65ZM69 116V115H68ZM72 117H74L73 115H71ZM81 116V117H82ZM84 116H86V115H84ZM83 116V117H84ZM98 116H99V114H98ZM97 116V117H98ZM105 116V115H104ZM108 116H107V118H108ZM130 117V120L132 119V121H131V124H132V126H131V124L130 125H126L125 124V122L127 121L126 120V118L125 117H127V118H129ZM139 116V117H138ZM163 116V115H162ZM174 116H172V117H174ZM229 116V115H228ZM227 116V117H228ZM244 116V115H243ZM249 116H251V115H249ZM260 116V115H259ZM74 117V118H75ZM169 116H167V118H168ZM204 117V116H203ZM226 117V116H225ZM239 117H241V116H239ZM260 117H262V115L260 116ZM87 118V117H86ZM93 118V117H92ZM104 118V117H103ZM116 118V119H115ZM230 118V117H229ZM238 118V117H237ZM102 119V118H101ZM101 119H99V120H101ZM147 119V120H146ZM146 119H144L143 118V121L146 123V121H148V119H151V117H148V118H146ZM74 120V119H73ZM80 120H82L81 118L79 119V121ZM105 121H106V118L104 119ZM108 120V119H107ZM126 120V121H125ZM151 120H153V119H151ZM170 120V119H169ZM232 120V119H231ZM230 120V121H231ZM52 121H55V123L57 122L58 124H59V126L58 127H56L55 125L53 126H50V123L52 122ZM83 121H84V119H83ZM93 121H94V119H93ZM105 121H103L102 123H105ZM125 121V122H124ZM150 121V120H149ZM148 121V122H149ZM163 121V120H162ZM224 121V124H222V122ZM252 121V120H251ZM77 122H78V120H77ZM76 122V123H77ZM91 122V121H90ZM109 122H111V120L109 121ZM108 122V123H109ZM142 122V121H141ZM151 122V123H150ZM149 123L150 124H152V121H150ZM155 122V121H154ZM160 122V121H159ZM194 122V123H195ZM79 123V122H78ZM92 124H93V122H91ZM94 123H97V125L100 123V125L102 124L100 121L98 122H96V120L94 121ZM112 123V122H111ZM126 123H129V122H126ZM145 123H143V124H145ZM161 123V122H160ZM163 123V122H162ZM166 123V122H165ZM73 124H75V123H73ZM91 124V125H92ZM142 124V125H143ZM155 124H157V123H155ZM155 124H152V125H155ZM178 124V123H177ZM60 125H62V126H60ZM71 125V126H70ZM91 125H89L90 126V128L92 127ZM100 125H98V127H100ZM108 125H111L110 123L108 124ZM123 125V126H122ZM167 125V124H166ZM179 125V124H178ZM256 124H254V126H255ZM258 125H260V124H258ZM68 126H70V128L68 127ZM83 126V125H82ZM82 126H79V127H82ZM101 126H103V128H105L104 127V124L103 125H101ZM119 126H122L121 128L122 129H120V130H118L119 128ZM134 126V127H133ZM145 126V125H144ZM157 127H159L160 128V126H159V123L156 125ZM181 126V125H180ZM253 126V127H254ZM133 127V128H132ZM136 127H135V130H136ZM174 127H175V125H174ZM213 127V126H212ZM234 127V126H233ZM238 127V126H237ZM74 128H76V127H74ZM101 128V127H100ZM103 128H101V129H103ZM107 128H109V126H107L106 127V129ZM118 128V129H117ZM153 128H155V127H153ZM63 129V130H64ZM80 128H78V130H79ZM83 129V128H82ZM116 129L118 130V131H116ZM157 129V128H156ZM215 129V128H214ZM262 129V128H261ZM68 130V131H69ZM108 130V129H107ZM141 129H139L138 131H140ZM145 130H147L148 131V129L146 128ZM144 130V131H145ZM230 130V129H229ZM235 130V129H234ZM142 131H143V129H142ZM146 131V132H147ZM156 131H158V130H156ZM156 131H153V133L151 132V131H149V132H151L152 134H151V136H154V134H155V132ZM228 131V130H227ZM73 131H71L70 133H72ZM76 132H77V130H76ZM75 132V133H76ZM84 132V131H83ZM86 132V131H85ZM103 132V131H102ZM136 132H137V130H136ZM135 132V133H136ZM145 132V133H146ZM149 132H147V133H149ZM159 132V131H158ZM157 132V133H158ZM110 133V134H111ZM135 133H134V135H135ZM228 133V132H227ZM159 134V133H158ZM158 134H156V137H157V135ZM68 135V134H67ZM80 135V134H79ZM104 135V134H103ZM102 135V136H103ZM107 134H105L103 137H102V139H101V143H102V145L100 146L101 148H102V146L103 147H105V149L107 148L106 147V145L104 146V140H105V138L107 137L106 136ZM139 135H141L140 134V132H139ZM149 134H146V136H148ZM64 136H66V135H64ZM69 136V135H68ZM68 136H66L67 138H68ZM71 136H72V134H71ZM99 136V135H98ZM110 136V135H109ZM129 136H133V135H129ZM142 136H145V134L144 135H142ZM158 136H161V134L160 135H158ZM10 139L11 141L8 143V142H6V140H5V142L3 143V141H2V139ZM15 137H17V138H19V139H21V140H19V139H16ZM81 137V136H80ZM85 137V136H84ZM84 137H82V139L84 138ZM128 137V136H127ZM79 138V137H78ZM78 138H76V140H78ZM97 138V137H96ZM100 138V137H99ZM122 138V137H121ZM132 138H134V137H132ZM155 138V137H154ZM153 138V139H154ZM157 138H159L160 139V137H157ZM162 138V137H161ZM166 138H167V136H166ZM62 139V140H61ZM115 139V140H116ZM126 139V138H125ZM128 139V138H127ZM131 139V138H130ZM137 139L139 140V139H141V137L140 138H138L137 137ZM146 139V138H145ZM73 140V139H72ZM75 140V139H74ZM85 140H86V137H85ZM97 140H98V138H97ZM112 140V139H111ZM111 140H109V141H111ZM122 140V139H121ZM120 140V141H121ZM134 140H136V138H134ZM150 141H151V139H149ZM157 140V139H156ZM80 141V140H79ZM92 141V140H91ZM90 141V142H91ZM99 141V140H98ZM118 139H117V143L118 142H120ZM140 141V140H139ZM144 140H143V138H142V140H141V143L143 142ZM145 141H147V140H145ZM95 142V141H94ZM112 142H115V141H112ZM249 142H251V146H248V143ZM99 143V142H98ZM131 143H133V142H131ZM134 143H138L137 141L136 142H134ZM133 143V144H134ZM147 143V142H146ZM154 143V142H153ZM247 143V144H246ZM82 144V145H81ZM91 144H92V142H91ZM90 143H89V145H91ZM95 144H96V142H95ZM116 144V143H115ZM139 144V143H138ZM138 144H137V146H138ZM143 144L144 143H142L141 145L143 146ZM165 144H167V145H165ZM86 145H84V149H85V146ZM92 145H94V144H92ZM110 145V144H109ZM135 145V144H134ZM134 145H130V146H133V148L131 147H129L130 149H132V150H134V148L136 147V146H134ZM243 145H246V146H243ZM88 146V145H87ZM94 146H96V145H94ZM97 146H98V144H97ZM108 146V145H107ZM115 146V145H114ZM123 146V145H122ZM128 146H129V144H128ZM141 146V147H142ZM151 146V145H150ZM149 145H148V149H149V147H150ZM90 147V146H89ZM99 147V148H100ZM121 147V146H120ZM124 148H126L125 147V145L123 146ZM246 147H254V151L252 152V153H244V152H242V148H246ZM86 148H88V147H86ZM97 148V147H96ZM112 148V147H111ZM110 147H109V150L111 149ZM145 148H147V146L145 147ZM144 148V149H145ZM91 149H94V148H92L91 147ZM90 149V150H91ZM98 149V148H97ZM96 149V150H97ZM116 149V148H115ZM119 149V148H118ZM121 149H122V147H121ZM120 149V150H121ZM143 149V150H144ZM247 149V148H246ZM249 149V148H248ZM95 150V151H96ZM103 150V148L100 150V151H102ZM109 150H108V152H109ZM129 150V149H128ZM127 150V151H128ZM132 150H130L131 152H132ZM135 150H137L136 148H135ZM142 150V151H143ZM85 151V150H84ZM92 151V150H91ZM94 151V150H93ZM103 151H105V150H103ZM111 151V150H110ZM117 151V150H116ZM119 151V150H118ZM123 151H125V150H123ZM129 151V152H130ZM145 151V150H144ZM108 152H107V154H108ZM130 152V153H131ZM138 152V151H137ZM86 153H88V151L86 150ZM97 153H99V152H97ZM96 153V154H97ZM103 153V152H102ZM115 153H117V152H115ZM114 153V154H115ZM87 155H89V154H87ZM84 156H85V153H84ZM133 157H135V159H134V164L135 165H133V166H135V167H133L132 166V158ZM85 159V160H86ZM259 162V163H258ZM146 164V165H145ZM260 164H262V163H260ZM259 164V165H260ZM81 165V164H80ZM138 165V166H137ZM143 166L144 167V169H148L149 171H150V174L149 175H145V177H144V181H142L141 183H144V184H142L144 187V189H143V191H141V189H142V187H139V182H140V180H142V178H140L141 176H140V173L139 172H136V170H134L133 168H135V169H137L138 170V168L140 169V167L141 166ZM264 165V164H263ZM262 165V166H263ZM83 166V165H82ZM140 166V167H139ZM81 167V166H80ZM259 168V167H258ZM83 169V168H82ZM81 168H80V170H82ZM142 171V170H141ZM262 172H261V174L263 173V170H261ZM248 172V171H247ZM248 172V173H249ZM77 173H81V171H79V172H77ZM82 173H83V171H82ZM146 174V173H145ZM247 176H246V175ZM259 174V173H258ZM260 174V175H261ZM79 176H81V175H79ZM255 176H259V175H255ZM78 177V176H77ZM230 177V178H229ZM249 177H253V176H249ZM248 177V178H249ZM82 178V177H81ZM255 178V177H254ZM233 178H231V180H232ZM253 179V178H252ZM258 179V178H257ZM83 180V179H82ZM82 180H80V181H82ZM197 180H199L200 182H202V181H206L207 182V184L205 185L203 182V186H199L197 189H194L193 190V192H191L190 194H181L180 193V186L182 185H185V187H189V186H194L195 185V183H196V181ZM230 180V181H231ZM238 179H236V181H237ZM240 180V179H239ZM238 180V181H239ZM250 180V179H249ZM234 181H235V179H234ZM246 181H248V180H246ZM205 182V183H206ZM258 182V181H257ZM231 183V182H230ZM241 182H239V184H240ZM248 183L249 182H247V183H245V184H247L248 185ZM259 183H261L260 181H259ZM228 184H229V182H228ZM227 184V185H228ZM243 184V183H242ZM257 184V183H256ZM259 185V184H258ZM257 185V186H258ZM235 186V185H234ZM236 186H237V184H236ZM246 186V185H245ZM245 186H243V188L245 187ZM83 187V186H82ZM81 187V188H82ZM238 187H239V185H238ZM238 187H236V188H238ZM247 187V186H246ZM245 187V188H246ZM262 187V186H261ZM260 187V188H261ZM182 188V187H181ZM255 188H257L256 186H255ZM189 189V188H188ZM190 189H192V188H190ZM208 191H207V190ZM227 189V188H226ZM240 189V188H239ZM247 189V188H246ZM261 189H263V187L261 188ZM260 189V190H261ZM228 190V189H227ZM236 190H238V189H236ZM256 191H257V189H255ZM259 190V191H260ZM80 191L82 192V199L80 200ZM182 191V190H181ZM207 191V192H206ZM223 191V190H222ZM256 191H254V194H256L255 196L257 197V192ZM262 191V190H261ZM206 192V193H205ZM224 192V191H223ZM228 192H234V191H232L231 189H229L228 190ZM227 192V193H228ZM251 191H249V193H250ZM263 192V191H262ZM185 193H186V191H185ZM208 193V194H209ZM245 193H247V194H249L247 191L245 192ZM252 193V192H251ZM235 194V193H234ZM238 194H239V192H238ZM262 194H264V193H262ZM228 194H226V197H228L227 196ZM236 195V194H235ZM244 195V194H243ZM140 196V197H139ZM245 196V195H244ZM248 196V195H247ZM247 196H245V197H247ZM139 197V198H138ZM225 197V196H224ZM229 197H230V195H229ZM239 197V196H238ZM249 199H250V197H248ZM247 198V199H248ZM140 200V202H138V200ZM210 199V200H211ZM234 199V198H233ZM244 199V198H243ZM246 199V198H245ZM228 200H229V198H228ZM227 200V201H228ZM235 200H238L237 199V196H236V199ZM230 201V200H229ZM228 201V202H229ZM233 201V200H232ZM246 201V200H245ZM228 202H226V203H228ZM236 202V201H235ZM244 202V201H243ZM261 202V201H260ZM262 202H264V201H262ZM261 202V203H262ZM146 203V202H145ZM218 203V204H219ZM238 203V202H237ZM151 204V203H150ZM210 204V203H209ZM211 204H213V203H211ZM215 204V203H214ZM244 204V203H243ZM242 204V205H243ZM217 206L216 208H213V209H211L212 211H211V213H210V217H211V219L210 220H212V223L214 224V228L216 229V231L218 232V231H220V232H218V234H220L221 232V235L224 233V232H226V230L230 227L229 226V223H228V221H227V217H226V215L228 214V212L226 211V209H224V208H222L221 206ZM225 205V204H224ZM230 205V204H229ZM246 205V204H245ZM245 205L243 206V207H245ZM248 205V204H247ZM261 205H263V204H261ZM139 206V205H138ZM141 206V205H140ZM142 206H144V204H142ZM211 206V205H210ZM232 207H233V205H231ZM127 207V206H126ZM134 207H135V205H134ZM134 207H133V210H134ZM215 207V206H214ZM226 207H229L228 205H226ZM136 208V207H135ZM144 208V207H143ZM148 209H150V210H152L151 208H149V207H147ZM210 208V207H209ZM81 209H80V214H79V217L81 216ZM116 209V208H115ZM127 208H123V210H126ZM142 209V208H141ZM144 209H146V207L144 208ZM228 209H230V207L228 208ZM254 209V208H253ZM137 210H138V207H137ZM143 210V209H142ZM114 211V210H113ZM127 211V210H126ZM131 211H132V209H131ZM135 211V210H134ZM133 211V212H134ZM240 211V209L237 211V212H239ZM78 212V213H79ZM151 212V211H150ZM155 212V211H154ZM155 212V213H156ZM142 213H144V212H142ZM141 213V214H142ZM146 213H148V211L146 212ZM232 213H236V212H232ZM240 213V212H239ZM242 213H244V212H242ZM263 213V212H262ZM114 214H117V215H120V214H122V210H119L118 211V213H114ZM129 213H127V215H128ZM246 214V213H245ZM264 214V213H263ZM127 215H126V217H127ZM129 216V218H130V220L128 221L130 224L133 222H130L132 219V215H128ZM134 216V215H133ZM147 216H149L150 217V215H147ZM231 216V215H230ZM94 217V218H93ZM209 217V218H210ZM238 217H240V214H239V216ZM252 217V216H251ZM76 218V220H77V217H75ZM114 218H117L116 216L114 217ZM113 218V219H114ZM129 218H127V219H129ZM134 218V217H133ZM145 218V217H144ZM208 218V219H209ZM231 218L233 219V217L231 216ZM230 218V219H231ZM247 218V217H246ZM258 218V217H257ZM80 219V218H79ZM101 219H99V221H96V222H99V223H101L102 224V221H101ZM148 219V221L150 220L149 218H147ZM151 219H153V220H155V218L153 217V218H151ZM208 219H207V221H208ZM231 219V220H232ZM234 219H235V217H234ZM234 219L232 220V221H234ZM249 219V218H248ZM247 219V220H248ZM262 219V218H261ZM118 220L120 221V218L118 217ZM122 220H123V218H122ZM121 220V222H123ZM143 220H145V219H143L142 218V221ZM229 220V219H228ZM264 220V219H263ZM75 221V220H74ZM81 221V220H80ZM82 221V222H83ZM112 221H114V220H112ZM147 221V222H148ZM200 221H203V219H201ZM205 222H206V220H204ZM231 221V222H232ZM245 221H246V219H245ZM255 221H256V219H255ZM127 222V223H128ZM135 222V221H134ZM133 222V223H134ZM209 222V221H208ZM72 225L74 224V226H75V224H76V222H74V223H72V222H70ZM78 223H80V222H77V224ZM108 223H110V222H108ZM113 223H115V222H113ZM136 223H140V221L139 222H136ZM135 223V224H136ZM149 223V222H148ZM210 223V222H209ZM247 223V222H246ZM257 223V226H258V222H256ZM256 223H254V224H256ZM101 224H100V226H101ZM117 224V223H116ZM119 225L121 224V223H118ZM117 224V225H118ZM143 225L145 224V221H144V223H142ZM199 224V225H198ZM206 224H207V222H206ZM238 224H239V222H238ZM252 224V223H251ZM251 224L250 223H248V225H250L251 226ZM262 224V223H261ZM261 224H259V225H261ZM68 225V224H67ZM96 225V224H95ZM94 225V226H95ZM119 225H118V227H119ZM142 225V226H143ZM146 225V224H145ZM144 225V226H145ZM209 225V224H208ZM207 225V227H209ZM243 224H241V226H242ZM246 225V224H245ZM245 225H243V227L245 226ZM248 225H246L247 227H248ZM74 226L72 227V228H74ZM78 226V225H77ZM96 226H99V224L97 223V225ZM102 226H104L103 224H102ZM102 226H101V228H102ZM106 226V225H105ZM105 226H104V228H102V229H100L99 227L97 228V227H94V228H92L91 227V229H90V233H91V236L93 235V236H95V237H91L92 239L93 238H95V240L97 241L95 244L97 245L96 247H94L93 248V244H94V239L92 240V239H88L89 238V234H85L86 235V237L88 236V238H86L85 239V235H84V231H82L83 233V238L82 237H80V233L79 234H76V235H74V236H76V245L75 246H77V248H78V253L79 254H81L82 255V258L84 257H86V255H87V257L89 258H91L92 260H93V262H94V264H109L108 263V261H109V257H111V256H114L115 258H119V256L120 255H118V252L116 251L117 249H119V248H117V246H116V241H115V239L113 240L111 237L113 236H111L110 238H109V236L106 234L107 232H105L104 230H105ZM108 226V225H107ZM106 226V227H107ZM128 226V225H127ZM132 226V225H131ZM140 226V225H139ZM199 226V227H198ZM206 226V225H205ZM238 226V225H237ZM245 226V227H246ZM253 226V225H252ZM82 227V226H81ZM89 228H90V226H88ZM122 227V226H121ZM125 227V226H124ZM133 227V226H132ZM141 227V226H140ZM151 227V226H150ZM244 227V229H250L251 227H248V228H245ZM264 227V226H263ZM68 228V227H67ZM70 228V227H69ZM79 228V227H78ZM123 228V227H122ZM142 228V227H141ZM170 228H175V230L176 231H178L177 232V234L176 235H172L171 234V232H170ZM201 228V229H200ZM238 228V227H237ZM237 228H235L234 227V229H235V231H237L236 229ZM92 229H94V230H92ZM110 229V228H109ZM130 228H128L127 229V231L129 230ZM134 229H135V226H134ZM214 229V230H215ZM233 229V228H232ZM231 229V230H232ZM239 229H241V227H239ZM261 229V228H260ZM74 230H76V229H74ZM73 230V231H74ZM79 230L80 229H78V232H79ZM88 230V229H87ZM142 230V229H141ZM147 230V229H146ZM209 230V229H208ZM251 230V229H250ZM114 231V230H113ZM126 231V230H125ZM135 231V230H134ZM133 231V232H134ZM143 231V230H142ZM151 231V230H150ZM153 231V230H152ZM232 231H234V230H232ZM239 231V230H238ZM237 231V232H238ZM75 232V231H74ZM77 232V231H76ZM119 232V231H118ZM117 232V233H118ZM121 232V231H120ZM204 232V231H203ZM206 232V231H205ZM209 232V231H208ZM215 232V231H214ZM216 232V233H217ZM86 233H88V232H86ZM108 233H110V231L108 232ZM126 233V232H125ZM134 233H136V232H134ZM144 233V232H143ZM215 233V234H216ZM227 234H228V232H226ZM255 233H257V232H255ZM126 234H129V233H126ZM139 234H140V232H139ZM174 234V233H173ZM198 234V233H197ZM201 234H205V233H201ZM201 234H199V235H201ZM207 234V233H206ZM209 234V233H208ZM230 234V233H229ZM238 234H239V238H240V233L238 232ZM251 234V233H250ZM125 235V234H124ZM135 235H137V234H134V236ZM151 235V234H150ZM209 235H212V234H209ZM224 235V234H223ZM71 236H73V233L71 234ZM138 236H142V234L141 235H138ZM203 236V235H202ZM214 236V235H213ZM130 237V236H129ZM148 237H150V236H148ZM206 237V236H205ZM205 237L203 238L202 237V239H205ZM208 237V236H207ZM206 237V238H207ZM210 237V236H209ZM212 237V236H211ZM223 237V236H222ZM228 237V236H227ZM235 237V236H234ZM237 237V236H236ZM235 237V239H237ZM245 237V236H244ZM73 238V237H72ZM118 238V237H117ZM120 238V237H119ZM128 238V237H127ZM152 238V239H153ZM201 238V237H200ZM226 238V237H225ZM232 238H233V236H232ZM231 238V239H232ZM238 238V239H239ZM252 238V237H251ZM123 239V238H122ZM222 239H224V238H222ZM227 239V238H226ZM230 239V238H229ZM237 239V240H238ZM241 239H243V238H241ZM245 239V238H244ZM254 239V238H253ZM263 239V238H262ZM100 242H99V241ZM118 240V239H117ZM120 240V239H119ZM137 240V239H136ZM183 240V239H182ZM201 240V239H200ZM206 240V239H205ZM204 240V241H205ZM208 240V239H207ZM257 241L259 240V241H262L261 239H256ZM123 241H125V240H123ZM140 241V240H139ZM142 241H144V238H143V240L141 239V243H142ZM153 241V240H152ZM155 241H157V240H155ZM203 241V244L205 243L206 244V242H204ZM211 241H213L212 239H211ZM224 241H225V239H224ZM233 242L235 241V240H232ZM231 241V242H232ZM246 241H247V239H246ZM245 241V242H246ZM119 242V241H118ZM147 242H149V241H147ZM146 242V243H147ZM195 242V241H194ZM200 242V241H199ZM214 242H215V240H214ZM213 242V243H214ZM228 243H229V241H227ZM244 242V241H243ZM245 242L244 243H242V245L243 244H245ZM264 242V241H263ZM135 243V242H134ZM160 243V244H161ZM191 243V242H190ZM201 243V242H200ZM217 243V242H216ZM223 243V242H222ZM240 243V242H239ZM238 243V244H239ZM250 243V242H249ZM125 244H126V241H125ZM137 244H139V243H137ZM153 244V243H152ZM157 244H158V242H157ZM189 244V243H188ZM204 244V245H205ZM227 244V243H226ZM254 244V243H253ZM259 244H261V243H259ZM121 245V244H120ZM132 245V244H131ZM141 246H142V244H140ZM145 245H148V247H149V245L150 244H144V247H145ZM198 245V244H197ZM197 245H195V246H197ZM231 245H233V243L231 244ZM235 245H236V243H235ZM235 245H233L234 247H235ZM91 246H92V249H94V250H90V248H91ZM153 246V245H152ZM161 246V245H160ZM187 246H189V245H187ZM193 246V245H192ZM215 246L217 247L218 245L217 244H215ZM214 245H212V244H208V246H204V247H206V249L205 248H203L204 250H205V253H206V255H209V260H210V262H212V264H235V262H234V260H233V258L230 256V254H227V251L228 250H226V252H224V250L223 249H221V250H219V249H217L216 250V247H215ZM261 246V245H260ZM258 247V248H261V247ZM120 247V246H119ZM131 247H134V246H131ZM163 247V246H162ZM219 247V246H218ZM221 247V246H220ZM225 247V245L223 246V248ZM237 247V246H236ZM240 247V246H239ZM97 248H98V250H97ZM121 248H122V246H121ZM143 248V247H142ZM170 248H171V250H170ZM178 248V247H177ZM190 248V247H189ZM193 247H191V249H192ZM200 248H202V247H200ZM226 248V247H225ZM229 248H231V247H229ZM228 247H227V249H229ZM249 248V247H248ZM258 248H256V249H258ZM264 248V247H263ZM75 249V248H74ZM123 249V248H122ZM122 249H119V251L121 252V250ZM153 249V248H152ZM160 249V248H159ZM203 249H202V251H203ZM124 251H126L125 249H123ZM123 250H122V252H123ZM148 250V249H147ZM185 250V249H184ZM200 250V249H199ZM198 250V251H199ZM213 250H216L217 252V257L216 256H214L213 255V257H212V252H213ZM237 250V249H236ZM244 250V249H243ZM258 250H260V251H257V252H263V250L261 251V249H258ZM75 251V250H74ZM154 251H155V248H154ZM194 251V250H193ZM230 251V250H229ZM128 252H129V250H128ZM244 252V251H243ZM133 253V252H132ZM135 253V252H134ZM142 253V252H141ZM146 253H148V251H146ZM196 253V252H195ZM202 253V252H201ZM233 253V252H232ZM241 253V252H240ZM245 253V252H244ZM78 254V255H79ZM129 254V253H128ZM130 254H131V252H130ZM143 254H144V252H143ZM245 254H248V253H245ZM244 254V255H245ZM256 254V253H255ZM258 254V253H257ZM261 254V253H260ZM264 254V253H263ZM77 255V254H76ZM121 255H123V254H121ZM205 255V254H204ZM237 255H238V253H237ZM249 255V254H248ZM124 256H127L128 257V255H124ZM130 256V255H129ZM146 256V255H145ZM168 256V255H167ZM167 256H164L165 257V259H166V257ZM242 255H240V258H242L241 257ZM250 256V255H249ZM248 256V257H249ZM74 257V256H73ZM147 257V256H146ZM170 257V256H169ZM198 257V256H197ZM202 257V256H201ZM205 257V256H204ZM253 257V256H252ZM79 258V257H78ZM83 258V259H84ZM89 258V259H90ZM103 258V259H102ZM112 258V257H111ZM114 258V259H115ZM171 258V257H170ZM169 258V259H170ZM199 258V257H198ZM197 258V259H198ZM238 258H239V256H238ZM74 259V258H73ZM75 259H77V258H75ZM168 259V258H167ZM237 259V258H236ZM236 259H235V261H236ZM242 259H244V258H242ZM245 259H248L247 257L245 258ZM255 259V258H254ZM253 259V260H254ZM78 260V259H77ZM112 260V259H111ZM129 260V259H128ZM154 260V259H153ZM171 260V259H170ZM200 260H201V258H200ZM250 260V259H249ZM258 260V259H257ZM262 260V259H261ZM79 261H82V260H79ZM115 261H117L116 259H115ZM115 261H114V263H115ZM121 261V260H120ZM160 261L161 262H163L164 260H161L160 259ZM176 261V260H175ZM202 261H205V259L204 260H202ZM207 261V260H206ZM237 261H240V259L239 260H237ZM247 261V260H246ZM255 261V260H254ZM74 262V261H73ZM85 262V261H84ZM92 262V263H93ZM122 262H124L123 260H122ZM160 262V263H161ZM171 262V261H170ZM178 262V261H177ZM197 262H199V261H197ZM255 262H257V261H255ZM262 262H263V260H262ZM79 264H80V262H78ZM77 263V264H78ZM172 263V262H171ZM209 262L207 261V264H208ZM240 263H241V261H240ZM258 263V262H257ZM256 263V264H257ZM264 263V262H263ZM72 264V263H71ZM82 264H84L83 262H82ZM86 264H88V262L86 263ZM111 264V263H110ZM117 264H119V263H117ZM156 264V263H155ZM158 264H159V262H158ZM170 264V263H169ZM201 264V263H200ZM247 264V263H246ZM250 264V263H249ZM258 264H262V263H258Z\"/></svg>","mask_w":264,"mask_h":264}]
</instances>
